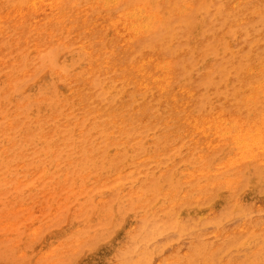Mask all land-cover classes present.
Returning <instances> with one entry per match:
<instances>
[{
	"label": "rangeland",
	"instance_id": "rangeland-1",
	"mask_svg": "<svg viewBox=\"0 0 264 264\" xmlns=\"http://www.w3.org/2000/svg\"><path fill=\"white\" fill-rule=\"evenodd\" d=\"M5 1H8V0H0V15H2L5 11L4 10ZM136 1L139 2L140 0H135V3H137ZM141 1L142 2H139L138 4L145 5V6L150 5L152 8H154V11L156 13L160 12L159 14H162V16H161L162 18L165 17V18H163V19H165V20H163L165 23H168V22L170 23L168 30H166L163 33L162 38L163 37L164 38L160 42H158L160 40L159 39L157 41H152L151 44H150V42L146 43L142 47H138L135 45H129L128 47H132L133 52L131 50L130 51L129 50H122V49L119 50L120 47L117 44L115 47L114 41H116V39L113 36L110 37L111 31L109 29H106V30H103L102 32H100L101 38H102V40H104L103 41L104 44L102 42V45H104V46L101 45V48L103 50L109 49L111 51H114V55H116V56H114L115 58L112 57L113 63L117 64L118 66L120 65L122 67L132 66V65L136 64V62H139V60L141 61V60L149 57V55L152 56L153 58H157L158 60L159 59H166L168 62H170V64L172 63L171 64L172 70L175 73L174 74L175 77L173 78L174 82L172 81L170 90L163 92V93L157 92L155 85L149 84V86L146 87L144 89V91L140 92L139 91L140 88L136 87L137 85L135 83H133V81H131V79L128 83L125 82V83L116 84L113 82V84H111L113 78L119 79L124 75H125V77L128 75V74H124L125 72L123 69H120L118 71L124 72V73H117V75L108 74L107 77H109V78H107V80H110L109 81V84H111L110 88L113 89V91H114V92L112 91V94L115 95V100H116L115 104L117 103V105H115V107L116 108L122 107V111L124 110L123 111V114H124L123 118H124L126 124H127V122H129V124H128L129 126L127 125L129 130L126 129L125 132L124 131L120 132L119 130L117 131V129H118L117 125L112 124V122L108 120V116L106 114L110 111V109H107V111H106L107 113L102 114V119L99 123L100 127L97 129V131L94 129H92V130L89 129V131H88L90 133V134H88L90 136L87 135L88 138L90 139L92 137L91 139H92V141H94V142H92L93 143L92 145H94V144H96V146L101 145V150L99 149L100 151L96 152L90 160L88 159L87 155H86V157H84L85 155L82 156V158L80 156H76L77 154L78 155H80V154L77 151H75L74 149H77L81 143L80 142L75 143V142H76V140L80 141L79 135L85 129H87L86 127L91 123L90 120L98 121L99 119L96 118L97 115L94 114L91 119H88V121L87 120L84 121L83 124H82V122H80L83 119V117H82L83 112L80 110L81 101L79 100L78 94H76V93H73L74 95L69 94V92L66 91V89L61 88L59 85L55 86L58 90V91H54L56 100H58V101L63 100L61 102L66 101L65 102L66 108L64 109L66 112L64 110H62V112L59 113L60 118H61L60 119L61 123H59L60 121H58L57 123H55V125L59 124V126H62V125L68 126L70 124L67 131H65V130H64L65 132L63 131V133L66 137V141H65V144L63 146H66V149H69L71 146L72 150L69 149V151L71 150L70 153H69V151H65V149H63V146H62V148L59 147L60 142L59 141L56 142V140H55L56 137L59 136V134H57L56 132L54 135L55 137L53 135H51V138L49 137V139H47V137H46V139H45L43 132H45L47 130V124H48V122L50 123L51 121L46 122L45 118L47 116V112L44 111V108L42 107V105H39V106L36 105L38 107V109L36 106H29L24 110V112L22 111V116H23V120H24L22 122H23V125L26 126L25 134L33 135L34 136L33 138L37 139V141L34 140L33 143L35 142L36 145L39 143L37 145V148H36V145H33V143L30 142V146H31L30 148L36 149L37 151L43 150V152L42 153L38 152V154H37L38 156L34 157L31 155L33 153L28 148V149H25V152L29 150L28 155L27 154H23L21 156L19 155V157L16 158L14 160V163L11 165L8 162H7L8 165L5 163L7 165L6 167H8V168H5V166H4L5 164H1V166H0V168H2V169H0V174H1L0 178L2 179V180L0 179V202H1L0 203V218H2V220L0 222V224H2V225H0V227H1L0 228V264H37V263L43 264V261L46 264H70V263L71 264H86V263L87 264H98V263L99 264L100 263L101 264H106V263L112 264L114 262H116V264H118L120 262L119 258H120V253H121L122 247L125 244H127L126 238H125L126 233L129 231V229L137 227L139 224V222H138V224H136V225L133 224V225H131L132 227L131 226L128 227L129 221L135 220V222H136V220H143L144 218H145L144 219L145 221L144 220L142 221V226L144 223H145L144 225H150V224H153L156 222H158V223L162 222L161 225L165 226V227H162V228H164V231L161 235L162 237L160 236V239L158 237L153 243V245H155V247L158 246L157 250L154 249L156 251V254L159 252H162L160 254V256L159 255L154 256L156 258V259L153 258V260H152V262L154 264H156L159 261V259L160 260L168 259L169 257H173V256H178L179 258L180 257L184 258V255H186L190 252V248H188L189 243H193V245H195V246H200L201 250L205 251L206 255L208 253L214 252V254H215L214 256L211 255V256L204 257V263L208 262L207 264H223V263L224 264H264V256H263L264 255V234H262V233H264V178H262V177H264V164L261 166H253L249 163H246L243 165H237V166L234 165L230 168H228V167L226 168L225 165H223V164L226 162V160H228V158L229 159L231 158V152L228 148L227 149L224 148L225 144L223 143L222 146L221 147L219 146L216 150H213L210 147L208 148V146H207L208 143L214 139V137H212V135L209 134V132H207L208 137L205 139V137H203L202 135L197 134V133L195 134L194 130L188 128L186 125L183 124L185 114H189L190 116H198V117L206 118V117L212 116L214 114V112H216L215 114H219L222 116H232V117L237 116L238 118L240 117L239 119L243 122L246 121L245 122L246 124L250 123V121L252 122L253 117L258 118V116L261 117L264 115V112H263L264 111V103L259 102V103L249 104L247 106L242 105L243 100L249 95L248 90L250 89V87H252L254 85V83L256 84V82L258 83L262 78H264V73H263L261 78H258L257 76L252 75V76H249L248 79H246V80L244 79V77L246 75L245 71L247 69L254 70V69H256L255 67L258 68L259 66H262L264 64V0H238V1L237 0H211V1L210 0H206V1L205 0H194V1L193 0H170L169 1L168 0L169 2L166 4L162 3L163 0H145L144 2L147 1L146 4L143 2V0H141ZM156 1H157V4H156ZM240 1L243 5L240 4L236 8L233 7V4L235 2H240ZM80 2L81 1H79L77 3H78L79 8H82L83 5ZM127 2H129V5L127 6V8H129V9L135 5L134 1H132V0H130V1L127 0ZM158 3H160V5ZM163 4H164V6H163ZM177 4H181L183 6H189L192 9L191 16L189 17V19L187 21L185 20V18H186L185 14H183L181 16V18L179 19V22H177V23L173 22L174 20L171 21V19L168 18V16L172 17L171 11L173 10L174 7H171V5H177ZM152 5H154V6H152ZM170 8H172V9H170ZM222 9L225 11H223ZM226 9H227V11H226ZM160 10H163V11H160ZM164 10L165 11L169 10V11L166 13V12H164ZM199 13H201V14L198 17ZM100 14L101 13H99L98 15H100ZM245 16H247V17H245ZM181 19H183V20L181 21ZM219 19H223V22H224L223 25H221V23L220 24L218 23L217 20H219ZM207 20L209 23L206 22ZM204 22H205V25H204ZM75 23H76L75 25L79 24L77 21ZM195 24L198 26L195 27L196 26ZM212 24H217V26L212 25ZM225 24H226V26H224ZM238 25H241V26H238ZM173 26H174V28H173ZM188 27L190 29H188ZM210 30H211V32H210ZM74 31H76V29H75L74 25H72V27L69 30V32H71V33H68L70 36L68 34L64 36L66 40L68 39L67 41L71 42L72 39H74V33H75ZM235 31H236V33H235ZM194 32H195V37L197 36L196 39L194 38ZM209 32H210V36H209L210 42L209 43L207 42L208 43V45H207L208 49L204 50V47H205L204 45L206 43L201 44L202 43L201 42L199 44V47H197L196 51L193 50L191 47L193 44L196 43V41H194V40H197L198 43L200 41H204L205 40L204 35H206V33H209ZM222 32H224V33H222ZM172 33H174V34H172ZM234 34L235 35L239 34V35H237L238 36L237 37ZM175 35H176V37H175ZM214 35L217 38L214 37ZM7 36H8L7 30L0 28V42L3 45L5 44L3 46L0 43V56H1L0 57V67H1L0 68V78H1L0 80L1 81L3 80V75L8 74V72H6L7 70H5L6 66L9 64H14V63H15L14 65L18 64L17 63L19 61L18 55L19 56L27 55V57H29L31 55L29 58H27L26 56H25V58L32 61V54H31L32 52L28 51V50L25 51L26 49H17L13 45V43H11L10 40H8ZM222 36H224L225 39H224V37L222 39ZM228 37H229V39H227ZM202 38H204V39L202 40ZM188 40L189 41L192 40L193 42L192 41L189 42ZM81 42H83V40L78 39V41H76V43H72V45L69 46L70 50L68 49V47H64V49L61 48L58 51H56L54 53V55L52 54L53 58L57 62V65H61V64L64 65L65 64L64 66L67 68H70V69L73 66L71 71L72 70H73V72L75 71L74 73L81 71V69L83 70L84 68L88 67L90 64L94 65L97 62L96 59L95 60L93 59L94 57L92 58L93 60L92 59L89 60L86 58L82 59L79 56L77 51L79 50L80 46L81 47L88 46L89 48H92L91 43L89 44V43H81ZM113 42H114V44H112ZM75 44H76V46H75ZM136 45H137V43H136ZM189 46H191L190 47L191 49H189ZM4 48H6V49H4ZM116 48H118V50ZM220 48H221V50H220ZM227 48H228L227 52H229V53L226 52ZM215 49H216V51H215ZM14 50H15V52H14ZM65 50H67V51H65ZM1 51H3V52H1ZM5 51H6V53H5ZM147 51H149V52H147ZM158 51L159 52L163 51V52L159 53ZM7 52H9L8 55H7ZM18 52H20V53H18ZM125 52L127 53V55ZM4 53L6 56L4 55ZM128 53H130V54L128 55ZM140 53H141V56H140ZM9 54H11V55H9ZM55 54L57 57L55 56ZM176 54L178 56H176ZM142 56H143V58H142ZM15 57H17V59H15ZM77 57H80V58H77ZM120 57L121 58L124 57V58L121 59ZM195 57L196 58L198 57V58L196 59ZM1 58H3V59H1ZM80 59L82 62L80 61ZM5 60H7V61H5ZM72 60L74 62H72ZM89 61H90V63H89ZM84 62H86V63H84ZM118 63H120V64H118ZM184 64H185V67H184ZM256 64H257V66H256ZM218 67H221L222 69L220 70V69H218ZM42 69L43 68L35 70L27 78L28 80L22 85V88L23 87L24 88L22 89L23 93H21L20 97H25L27 95H30L28 97H36L37 95H39L42 87L43 88L47 87L46 89H50V87L52 85L51 80H50V75L46 69H43V70ZM77 70H79V71H77ZM204 72L206 73V75L204 74ZM100 74H103L102 71H100ZM33 76H35V77L33 78ZM228 76H229V78H228ZM125 77H123V78H125ZM32 78H33V80H32ZM46 78H47V80H45ZM1 81H0V96L4 95V92L2 89L3 86H1V84H2ZM35 81H37V82L34 83ZM226 83H227V85H226ZM25 84H28V85H25ZM33 85H34V87H33ZM56 88H55V90H56ZM30 89H31V91H30ZM182 89L188 90L193 94V98L188 101V105L186 107L182 106L183 101H185V96L181 93ZM137 90H138V92H137ZM238 91L241 93H238ZM83 92H87V90L83 89ZM75 95H76V97H75ZM170 97L172 99L174 98V100H172ZM70 99H71V101H70ZM72 100L74 103H72ZM0 101H1V98H0ZM174 104L178 105L177 108H173ZM68 105L70 107H67ZM76 106H78V107H76ZM30 107H31V109H30ZM127 107H129V109ZM77 108H79V109H77ZM7 109L10 110L9 108L3 109V114H5L4 111L6 112ZM29 109L31 111H28ZM94 109L95 108H93V110ZM8 110L6 112L7 114L4 116H7L8 118H10L11 115H13V113L9 114ZM125 110H127V111H125ZM174 110H176V111H174ZM40 111H41V113H40ZM31 112H36L35 114H37V115H35ZM69 112H70V114H69ZM240 112H242V113H240ZM29 113L32 114L31 115L32 117H29L30 116ZM43 113L45 115H43ZM247 114H249L250 116ZM25 115H29V116H25ZM241 117H242V119H241ZM138 118H139V120H138ZM68 119L70 121H68ZM25 120H27V121H25ZM103 120H105V121H103ZM67 121L70 123H68ZM163 121H164V123H163ZM35 122H36V124H34ZM42 122L44 125H42ZM87 122H90V123H87ZM107 122H109V123L106 125ZM152 122H154L153 125H152ZM37 123H41V124L39 125ZM45 123H47V124L45 125ZM65 123H67L68 125H66ZM103 123H105L106 126ZM146 124H147V126H146ZM27 125H29V126H27ZM32 125H33V127H32ZM78 125H81V129H79L80 126H78ZM34 126H36V127H34ZM75 126L78 127V129ZM107 127L108 128L110 127V129H108ZM139 127H141V128H139ZM31 128H33V129H31ZM40 128H42L41 129L42 131L39 130ZM48 128H49V126H48ZM74 128H76V129H74ZM102 128L103 129L105 128L104 131H102L103 130ZM115 128H116V130H115ZM30 129H31V131H30ZM24 130H25V128L23 130H20V131L23 132ZM36 130L38 133H40L41 137L38 136L39 134L35 135ZM73 130H74V134H72ZM185 130H186V132H185ZM141 131H142V133H141ZM93 132H95L97 134H95V133L93 134ZM123 132H124V134H123ZM32 133H34V134H32ZM131 133H132V135H131ZM75 134L77 136H75ZM116 134H117V136H116ZM42 135H43V138H42ZM70 135H72V136H70ZM95 135H96V137H95L96 139L101 138L102 141L97 140L98 141L97 142L96 139L93 137ZM102 135L104 138L102 137ZM140 135H142V136H140ZM149 135H151V136H149ZM115 136H116V138H115ZM188 136L189 137L191 136V138H189ZM70 137H73V139ZM108 137H109V140L113 141L112 143H111V141L110 142L107 141ZM111 137L113 139L115 138L114 140L116 142H114L113 139H110ZM128 137H131L133 139V141L131 140V138L129 140ZM161 137H162V139H161ZM179 137H181V138L178 139ZM75 138H77V139H75ZM41 139H42V141H40ZM93 139H95V140H93ZM120 139H121V141H120ZM136 139H138V140H136ZM153 139L155 141H153ZM67 140H69V141H67ZM127 140H129V141L127 142ZM139 140H140V142H139ZM151 140L153 141V143H151ZM168 140H169V142H168ZM208 140H210V141H208ZM17 141H18V136L14 134V142H17ZM72 142L75 143V145ZM108 142L112 145H108L109 144ZM124 142H126V143H124ZM142 142H143V145L141 144ZM155 142H156V144H155ZM2 143H3V141H0V160H2L4 162V160H6V158L9 159V158H11V156L8 155V152H6V151H5V153H1V150H3V148H4ZM195 143H197V144H195ZM123 144H125V145H123ZM145 144H148V145H145ZM154 144L156 146H154ZM159 144H161V146ZM17 145L19 147L22 146V142L19 141V143H17ZM105 145H106V147L108 145L107 149L105 148ZM75 146H76V148H75ZM25 147H26V145H25ZM54 147H56V148H54ZM57 147H59L58 148L59 150L63 149L62 151H64V152L63 153H62V151L59 152L58 153L59 155L57 153L54 154L55 151H57ZM142 147H143V150L141 149ZM154 147L155 148L157 147V148L154 150ZM38 148H40V149H38ZM112 149L113 150L116 149V150L113 151ZM125 149H126V151H125ZM133 149H135V150H133ZM107 150H109L110 152H108ZM136 150H137V152H136ZM44 151L45 152L47 151L46 154ZM118 151L120 152V154ZM150 151H151V153H150ZM52 152H54V153H52ZM125 152H127V153L124 154ZM67 153H68V155L73 154L75 157H72L73 155L68 156ZM99 153L100 154L102 153L101 156ZM111 153H112V155H111ZM115 153H116V155H115ZM196 153H197V156H196ZM40 154L45 155V156H43V158H42ZM48 154L49 155L51 154V155L49 156ZM53 154H54V156H53ZM148 154H150V155L148 156ZM65 155H67V158L69 157L68 160H67ZM114 155L118 156L119 158L115 157ZM222 155H224L225 157L224 156L222 157ZM112 156H113V158H112ZM200 156H203L204 158H201ZM51 157L53 159H55V162H53L54 160H52ZM59 157H61V158H59ZM103 157L106 159H104ZM141 157H143L142 160H141ZM37 158H38V161H37ZM40 158L42 159V161ZM75 158L79 159V161L77 159V161L80 162L79 164L75 163V161H76ZM102 158L104 159V161ZM223 158H225V161L224 160L222 161ZM108 159L109 160L111 159L112 163L110 161H108ZM112 159H114V160L116 159L117 162L113 160L114 162H116V167H115V164L112 161ZM125 159H127V161H125ZM136 159H138V160H136ZM87 160L88 161L92 160V161L90 163H87L88 162ZM213 160H215V162ZM93 161L95 164L93 163ZM145 161H146V164L143 163ZM171 161H172V163H171ZM23 162H25V165L23 164ZM133 162H135V163H133ZM222 162H224V163H222ZM74 163H75V165H78V166H80L82 164L79 167L80 169L77 168L78 166H74ZM128 163H129V166H127ZM58 164H60V165L62 164V165L60 166ZM96 164H100V166L96 165ZM104 164H105V168L102 167V166H104ZM110 164H112V165L114 164L113 167H115V168L114 169H113V167L110 168ZM9 165H10V167H9ZM57 165H58V167L55 168ZM106 165H109V166L106 168ZM65 166H67V167H65ZM69 166H70V168H69ZM82 166H83V168H82ZM42 167H44V168H42ZM61 167L64 168V170L61 169ZM129 167H130V169H129ZM196 167H198V168H196ZM217 167H219L218 172L216 170ZM15 168L17 170H15ZM125 168L126 169L128 168V169L126 170ZM9 169H12V170H9ZM37 169H39V170H37ZM56 169H57V171H56ZM72 169H73V171H72ZM93 169H95L94 170L95 172L93 171ZM175 169H177V170H175ZM20 170H22V171H20ZM26 170H28V171H26ZM30 170H31V172H30ZM35 170H36V172H35ZM109 170H110V173H109ZM123 170H125V171H123ZM244 170H245V172H244ZM14 171H16V174L14 173ZM70 171H71V176H70ZM87 171L88 172L90 171V172L88 173ZM119 171H122V172H119ZM184 171H186V172H184ZM27 172H30V175ZM42 172L45 174L41 175ZM77 172H79L78 173L79 176H77L78 175ZM129 172H131V174ZM200 172H202V173L205 172V173L209 174V176H207V174H205L203 176H199L200 174H202ZM8 173H10V174L8 175ZM20 173H21V176H20ZM51 173H52V175H51ZM196 173H198V174H196ZM54 174H56L55 177L58 179V181H60L59 179L62 180V182L60 181L61 184L59 182H57V179H55ZM80 174H82V175H80ZM134 174H136V175H134ZM181 174L183 176H181ZM6 175H7V177H6ZM28 175L30 178L28 177ZM31 175L33 176L32 178H31ZM64 175H66L67 177L66 176L63 177ZM85 175H87V176H85ZM126 175H127V178H126ZM35 176L36 177L38 176V178L36 179ZM51 176H53V178ZM72 176H74V177L72 178ZM76 176L78 177V179H80L79 180L80 182L78 181ZM104 176L105 177L107 176V177L104 178ZM160 176H161V178H160ZM244 176H246V177H244ZM89 177H91V178H89ZM100 178L104 179V180H101ZM147 178H148L149 183L146 181ZM251 178H252V180H251ZM259 178H261V179H259ZM26 179H27V181H26ZM82 179H83V181L81 182ZM89 179L90 180L92 179L93 183ZM112 179H113V181H112ZM152 179H154V180H152ZM223 179L224 180L226 179L229 183L232 180V182H231V186H232V192L231 193L232 194L226 193L227 191L220 184L221 181H224ZM14 180H15V182H14ZM20 180H22V181H20ZM51 180L53 181V184H52V182H50ZM73 180H74V182H73ZM116 180H118V181H116ZM129 180L131 183L129 182ZM139 180L141 181V183ZM187 180H189V181H187ZM12 181H13V183H12ZM37 181L39 183H37ZM47 181H49V182H47ZM158 181L161 183V185ZM250 181H251V183H250ZM26 182H27V184H26ZM45 182L49 186L45 185L46 184ZM67 182H69V183H67ZM77 182L80 184L78 185ZM97 182H98V184H97ZM107 182H108V184H107ZM146 182L148 184H146ZM258 182H259V185H258ZM2 183H4V184H2ZM105 183L108 186L105 185ZM118 183H119V185H118ZM122 183H123V186H122ZM252 183H255V184H252ZM11 184L16 185V186H11ZM64 184H65V186H64ZM89 184L91 185V187ZM101 184H102V186H101ZM251 184H252V186H251ZM256 184L258 186H256ZM25 185H27V186H25ZM37 185L38 186L41 185L40 187L43 190L40 187L36 188ZM70 185H72V186L70 187ZM84 185H85V188L82 187ZM162 185H164V186L162 187ZM200 185L203 187H201ZM247 185L250 188H247L248 187ZM4 186H5V188H3ZM93 186H95V187L93 188ZM106 186L108 187V190H107ZM182 186H183V188H182ZM199 186L202 189H200ZM24 187H25V189H24ZM27 187L29 190L26 189ZM29 187H31V188H29ZM32 187H33V190H32ZM69 187H70V189L71 188L72 189H71V191L68 190V194H66L67 190H65V189H69ZM101 187L103 190L106 188V190L103 192ZM123 187H125L124 190H122ZM128 187L131 189H129ZM191 188H193V189L191 190ZM194 188L197 190H195ZM251 188L253 189L252 193H251ZM17 189L20 190L21 193H20V191L18 193ZM23 189L25 190L24 192H22ZM93 189H94V191H92ZM134 189H136L135 190L136 192H134ZM244 189H246V191ZM56 190H58V191H56ZM95 190H98V191H95ZM110 190L111 191L113 190L114 192L113 191L111 192ZM120 190L124 191L125 194ZM248 190H250V191H248ZM9 191H11V192H9ZM38 191L40 193H38ZM25 192H27V193H25ZM90 192H91V194H90ZM130 192H131V195H130ZM8 193H11L14 198L11 195H8ZM110 193H111V196H110ZM127 193H129V195ZM156 193H157V195H156ZM160 193H161V195H160ZM254 193L256 194V198L254 197L255 196ZM4 194H6L8 197ZM84 194L87 197L86 196L83 197ZM99 194H102V195H99ZM149 194H151L152 196ZM162 194H164V195H162ZM243 194H244V196H243ZM58 195L59 196L61 195V196L59 197ZM65 195H67L66 200H65ZM80 195H82V196H80ZM117 195L120 196L118 199H117V197H118ZM144 195H145V197H144ZM51 196H52V198L53 197H55V198L52 199ZM75 196H79L78 199H77V197L75 198ZM95 196L96 197L98 196V197L96 198ZM106 196H108V197L106 198ZM146 196L147 197L149 196V197L146 199ZM246 196H248V197H246ZM6 197L8 200L6 199ZM20 197H22V198H20ZM92 197H93V199H92ZM121 197L123 200L121 199ZM136 197H137V199H136ZM194 197H195V199H194ZM4 198L7 201L11 200V201H9L10 203H7L6 200L4 201ZM17 198L20 200H18ZM39 198H40V200H39ZM132 198L135 200V205H133L134 200ZM139 198H141L142 200H140ZM143 198L145 199L146 203H144L145 201H143L144 200ZM149 198H151V199L148 202ZM222 198H224V199H222ZM76 199L78 202L76 201ZM240 199H241V206L236 204L240 201ZM74 200L76 201L75 203H73ZM127 200H129L130 203L126 204ZM182 200H184V201L182 202ZM234 200H235V202H234ZM2 201L6 202V204L9 207L6 206V204L4 202L2 203ZM54 201L57 202L56 204L58 206L56 204H55L56 206H54ZM60 201L62 202V204L61 203L58 204ZM63 201H65V202H63ZM84 201H86V202H84ZM90 201L92 202V204ZM131 201L133 202V204L131 203ZM137 201L138 202L143 201V202L142 203L139 202L137 205ZM82 202H84V204ZM94 202L96 204V207L94 206L95 204H93ZM34 203H35V205L33 207ZM158 203L160 204V207H159ZM173 203L176 205H174ZM255 203H257V204H255ZM51 204H52V206H51ZM68 204H70L69 205V212L66 214V212L68 211V208H67ZM81 204H83V205H81ZM129 204H130V206H129ZM139 205L141 206V209H139L140 208ZM154 205H157V206H154ZM73 206L75 208H73ZM91 206H93V208H91ZM120 206H122L124 210L126 209V211L124 212V210L120 209ZM210 206L212 209L210 208ZM6 207H7V209H6ZM62 207H63V209H62ZM78 207H79V209H78ZM104 207L109 208V210H108L109 212L107 211L106 208L104 209ZM130 207H133V208H131L129 210ZM193 207H194V209H193ZM85 208H86V210H85ZM112 208H113V210H112ZM200 209H202V210H200ZM61 210H63V212ZM90 210H92V211H90ZM256 210H258L257 213L255 212ZM84 211H86V212H84ZM136 211H139L138 214ZM141 211H142V213H141ZM22 212H24V213L22 216H20L22 214ZM45 212H47V214ZM91 212H92V214H91ZM116 212H117V216H120L123 213L124 214L122 216H120V218H118L116 216ZM126 212H127V214H126ZM152 212H153V214H152ZM31 213H32V215H38V216L37 217L36 216H29V214L31 215ZM43 213H44V215L46 214V216L48 215L46 217V219L44 218L45 216L43 215ZM94 213H96V214H94ZM103 213H106V214H103ZM113 213H114V215H113ZM181 213H182V215H181ZM227 213H228V215H227ZM236 213H237V215H236ZM82 214H83V216H81ZM128 214H130V218H129ZM205 214H207L209 217L206 215V218H205L204 217ZM88 215H90V217H88ZM91 215H92V219H91ZM96 215L98 217H96ZM125 215H126V217L124 218ZM175 215H178V217H179L178 221H180L181 223L188 224L191 222L190 228L192 229L190 233L184 234L185 236L181 235L180 240H178L177 242H175L176 241L175 240V231L172 232V230H174V229H171V230L169 229L170 226L172 228V226H173L172 223H175V220H174ZM16 216H19V217H16ZM57 216H58V218H57ZM84 216H85V218H84ZM109 216L111 219L109 218ZM146 216H149V217L146 218ZM200 216L202 217L201 219H200ZM233 216H234V218H233ZM79 217H81V218H79ZM86 217H88V218H86ZM95 217L97 219L100 218L98 220V222H97V219ZM29 218L34 223H32ZM78 218L79 219H85L86 220L85 223L88 226L86 224H84V220H79ZM140 218H142V219H140ZM189 218H190V220H189ZM70 219H71V221H69ZM105 219H107V220H105ZM124 219L126 220L127 223L124 221ZM27 220H29V221H27ZM53 220H55V221H53ZM72 220L75 223H73ZM77 221H79V223ZM123 221H124V223H123ZM150 221H152V222L150 223ZM223 221L225 222V224L223 223ZM17 222H19V223H17ZM24 222L27 223L28 226H27V224L25 226ZM49 222H51V223H49ZM101 222L107 226H105L104 224H101ZM115 222H116V224H115ZM121 222L123 224H121ZM215 222H218L220 224L215 226L214 225ZM253 223H255V224L253 225ZM58 224H60L61 226L60 225L58 226ZM76 224H77V226H76ZM117 224H119V225H117ZM243 224H247V226L250 230V234L252 233L251 236H254V237L251 238V236H248V235H250L248 232L247 233H245V232L238 233V228ZM62 225H66V226H62ZM90 225H93V226H90ZM98 225L99 226L101 225V226L99 227ZM192 225H196V226H192ZM17 226H18V228H17ZM23 226L25 228H23ZM89 226L92 227V229ZM102 226H103V229H102ZM116 226H117V228L120 227L118 229H121L122 231L117 230L115 228ZM63 227H65V228H63ZM78 227H81V228L79 229ZM88 227L91 230H89ZM95 227H97L98 229ZM104 227H106L108 229H105ZM113 227H114V229H113ZM61 228L64 229V230H62V233H61ZM83 228H86V231ZM59 229H60V231H59ZM87 229L89 230V232ZM104 229H105V231H104ZM46 230L49 234L46 232ZM92 230L93 231L96 230V231L93 232ZM102 230L104 231L103 233H102ZM110 230L111 231L116 230L117 232L115 231L116 232L115 233L113 231V235H111L112 233L110 232ZM216 230H220L222 233H225V237L222 239H219L216 236L211 237V236H213L211 233H213V231H216ZM80 231H82V232H80ZM43 232H44V234H43ZM107 232H108V234L111 233L110 237L107 234ZM22 233H23L24 237H23ZM74 233H76V234H74ZM87 233H89V234H87ZM42 234L45 235L44 237H46V238L42 237L43 236ZM92 234H93V238L91 237ZM65 235L68 236L69 239H68V237L66 238ZM106 235H108V236H106ZM116 235H117V237H116ZM75 236L77 238L79 237V239L75 240V239H77V238H75ZM39 237L40 238L42 237L41 240H39ZM85 238H87V239L85 240ZM256 238H258V239H256ZM252 239H254V240H252ZM38 240L40 241V243ZM63 240H66V241H64L65 243L62 242ZM91 240H93V241H91ZM260 240L262 241L261 243L263 245L260 243ZM37 241H38V243H37ZM54 242H56V243L54 244ZM91 242H93V243H91ZM168 242H169V244H165ZM87 243H89L90 247H88L89 245ZM67 244H71V245H69L70 248H68L69 246ZM92 244H94V245H92ZM252 244H253V246H251ZM83 245L86 248L83 247L84 248L83 249L82 247H80ZM66 246H67V249H66ZM91 246H93V247H91ZM163 246H166V247L164 248ZM203 246H204V248H203ZM41 247H42V249H41ZM94 247H96V249H94ZM160 247L163 249H161ZM88 248H89V250L91 249L93 251H89ZM167 248H169V249H167ZM254 249H255V251H254ZM31 250H34V251H31ZM78 251L81 254L80 253L78 254L77 253ZM253 251H254V253H252ZM68 252H70V253L68 254ZM178 252H179V254H178ZM183 252H184V254H183ZM50 253L53 254L52 258L48 257V255ZM66 253L68 255H66ZM82 253H84V254L82 255ZM75 254H77V255H75ZM86 255H87V257H85ZM92 255H93V257H92ZM101 255H103L104 257ZM220 255H221V257H219ZM247 255L249 258L247 257ZM72 256L73 257L76 256L78 259L81 256L82 260L81 259L78 260L77 258H75V262L72 263L74 261L73 260L74 258ZM99 257H100V259H99ZM44 258H45V260H43ZM97 258L99 259V261L97 260ZM110 258H112V260ZM218 258L221 260L218 261ZM109 259L111 261H109ZM210 259L212 260V262ZM40 260H42L41 263H40ZM95 260H97V261H95ZM81 262H83V263H81ZM217 262H219V263H217Z\"/></svg>",
	"mask_w": 264,
	"mask_h": 264
},
{
	"label": "bare ground",
	"instance_id": "bare-ground-1",
	"mask_svg": "<svg viewBox=\"0 0 264 264\" xmlns=\"http://www.w3.org/2000/svg\"><path fill=\"white\" fill-rule=\"evenodd\" d=\"M79 1H81L80 3H82V5H83V7L82 8H79V6H78V3L77 2H79ZM130 1V0H129ZM132 1H134V6L132 7V8H127V6L129 5V2H127V0H8V1H5V6H4V13L2 14V15H0V28H2V29H4V30H7V33H8V40H10V42L11 43H13V45L17 48V49H26L25 51H31L32 53V61L31 60H29V59H27V58H29V57H27V55H22V56H19L18 55V64L17 65H14V64H9V65H7L6 66V69L5 70H7L6 72H8V74H4L3 75V80L1 81V86H3L2 87V89H3V92H4V95H2V96H0V98H1V101H0V141H3V143H2V145L4 146V148H3V150H1V153H5V151L6 152H8V155H10L11 156V158H6V160H4L3 158V160H4V162L2 161V160H0V166H1V164H7V162L8 163H10V165L11 164H13L14 163V160L16 159V158H18L19 157V155L21 156V155H23V154H29V150L28 151H26L25 152V149H30V151L33 153V154H31L32 156H34V157H36V156H38L37 154H38V152L39 153H42L43 152V150L42 151H37L36 149H32V148H30L31 146H30V142H32L33 143V141L34 140H36L37 141V139H34L33 137V135H31V134H29V135H27V134H25V132H26V126L25 125H23V122L22 121H24L23 120V116H22V111L24 112V110L27 108V107H29V106H36V105H42V107L44 108V111H46L47 112V116H46V122H48V121H51L50 123L48 122V124L47 123H45V125L47 124V130L45 131V132H43V135L45 136V139H46V137H47V139H49V137L51 138V135H55V132L57 133V134H59V136L58 137H56V142L57 141H59L60 142V145H59V147L60 148H62V146L65 144V141H66V137H65V135H64V133H63V131L65 130V131H67V129H68V127H69V125L67 124V123H65L66 125H68V126H59V124L58 125H55V123H57L58 121H60V115H59V113H61L62 112V110H64L66 107V104H65V102H61V101H63V100H61V101H58V100H56V98H55V93H54V91H58L57 90V88L55 87L56 85H59L61 88H64V89H66V91H68L69 92V94H73V93H76V94H78V97H79V100L81 101V108H80V110L83 112V114H82V117H83V119H82V121H80V122H82V124H83V122L84 121H88V119H91L92 117H93V115L95 114V115H97V117L96 118H98L99 120L98 121H96V120H90L91 121V123L90 122H87V123H90L86 128L87 129H85L80 135H79V139H80V141H78V140H76V142L75 143H81L80 145H79V147L77 148V149H74L75 151H77L80 155H76V156H80L81 158H82V156H84V157H86V155L88 156V159L90 160L93 156H94V154L96 153V152H99L100 150H101V145H97L96 146V144H94V145H92L93 143L92 142H94V141H92V137L89 139L88 138V136H90V135H88V134H90L88 131H89V129H94V130H96L97 131V129L100 127V125H99V123H100V121H101V119H102V114H106L107 112V109H110V111L106 114L107 116H108V120L109 121H111L112 122V124H116L117 125V127H118V129H117V131L119 130L120 132L121 131H124L125 132V130L127 129V130H129L128 129V127H127V125L129 124V122H127V124L125 123V120H124V118H123V111H122V107L121 108H116L115 107V105H117V103L115 104V95L114 94H112V91H113V89H111L110 88V85L111 84H113V82L114 83H116V84H120V83H128L129 81H130V79H131V81H133V83H135L137 86L136 87H138V88H140V92H142V91H144V89L146 88V87H148L149 86V84H154L155 85V87H156V91L157 92H161V93H163V92H166V91H168V90H170V87H171V84H172V81H173V78L175 77V73L173 72V70H172V63L170 64V62H168L166 59H157V58H153L152 56H150L149 55V57H147V58H145V59H143V60H139V62H136V64H134V65H132V66H125V67H122V66H118L117 64H115V63H113V58L112 57H114V56H116V55H114V51H111V50H109V49H102L101 48V45H102V42L104 41V40H102V38H101V33L100 32H102L103 30H106V29H109L110 31H111V36L110 37H114L115 39H116V41H114L115 42V47H116V44L120 47L119 48V50L120 49H122V50H131L132 51V47H128L129 45H135V46H138V47H142V46H144L146 43H149L150 42V44H151V42L152 41H157V40H159L158 42H160L163 38H162V36H163V33L166 31V30H168V28H169V25H170V23L168 22V23H165L163 20H165V19H163V18H165V17H161L162 16V14H159V13H156L155 11H154V8H152L150 5H141V4H138L139 2H142L141 0L139 1V2H137V3H135V0H132ZM145 0H143V2H144ZM170 1V0H169ZM168 0H163L162 1V3H168L169 2ZM194 1V0H193ZM206 1V0H205ZM211 1V0H210ZM238 1V0H237ZM147 2V1H146ZM146 2H144L145 4H146ZM192 2V1H191ZM143 3V4H144ZM190 3V2H189ZM247 3V2H246ZM153 4V3H152ZM156 4H157V1H156ZM159 5H160V3H158ZM171 4V3H170ZM231 4V3H230ZM240 4H242L241 3V1L240 2H235L234 4H233V7H238ZM243 5V4H242ZM152 6H154V5H152ZM163 6H164V4H163ZM228 6V5H227ZM255 6V5H254ZM156 7V6H155ZM158 7V6H157ZM171 7H174L173 8V10L171 11L172 13H171V15H172V17L171 16H168V18L169 19H171V21H173V22H175V23H177V22H179V19L181 18V16L183 15V14H185L186 15V18H185V20L187 21L188 19H189V17L191 16V12H192V9L189 7V6H183V5H181V4H177V5H171ZM209 7V6H208ZM211 7V6H210ZM231 7V6H230ZM251 7V6H250ZM256 7V6H255ZM162 8V7H161ZM234 8V9H235ZM158 9V8H157ZM167 9V8H166ZM170 9H172V8H170ZM230 9V8H229ZM233 9V8H232ZM256 9V8H255ZM159 10V9H158ZM223 10V9H222ZM160 11H163V10H160ZM169 10H167V11H165L164 10V12H168ZM223 11H225V10H223ZM226 11H227V9H226ZM233 11V10H232ZM238 11V10H237ZM256 11V10H255ZM2 13V12H1ZM99 13H101L100 15H98ZM110 14V15H109ZM159 14V15H158ZM201 13H199L198 14V17H199V15H200ZM222 15V14H221ZM235 15V14H234ZM252 16V15H251ZM256 16V15H255ZM162 19H161V18ZM167 17V16H166ZM245 17H247V16H245ZM209 18V17H208ZM207 19V18H206ZM217 19V18H216ZM239 19V18H238ZM244 19V18H243ZM242 19V20H243ZM183 19H181V21H182ZM204 20V19H203ZM212 20V19H211ZM237 20V19H236ZM250 20V19H249ZM78 22L79 24H77V25H75L76 23L75 22ZM170 21V20H169ZM200 21V20H199ZM218 21V23L220 24L221 23V25H223V19H219V20H217ZM238 21V20H237ZM206 22H208V20L206 21ZM229 22V21H228ZM227 22V23H228ZM236 22V21H235ZM209 23V22H208ZM214 23V22H213ZM217 23V22H216ZM237 23V22H236ZM235 23V24H236ZM72 25H74V27H75V29H76V31H74L75 33H74V39H72V41L70 42V41H67L66 39H65V35H67L68 33H71V32H69V30H70V28L72 27ZM196 25V24H195ZM204 25H205V22H204ZM212 25H216L217 26V24H212ZM228 25V24H227ZM232 25V24H231ZM198 25H196L195 27H197ZM224 26H226V24L224 25ZM237 26V25H236ZM238 26H241V25H238ZM201 27V26H200ZM235 27V26H234ZM173 28H174V26H173ZM227 28V27H226ZM73 29V28H72ZM188 29H190L189 27H188ZM198 29V28H197ZM247 29V28H246ZM223 30V29H222ZM225 31V30H224ZM247 31V30H246ZM196 32V31H195ZM195 32H194V38L196 39V37H195ZM210 32H211V30H210ZM210 32L209 33H206V35H204L205 36V40L204 41H200L199 43H198V41L197 40H194V41H196V43L195 44H191L192 45V47L191 46H189V49H193V50H195L196 51V49H197V47H199V44L201 43V44H203V43H206L204 46V50H207L208 49V43L210 42L209 41V36H210ZM6 33V32H5ZM182 33V32H181ZM222 33H224V32H222ZM235 33H236V31H235ZM106 34V33H105ZM172 34H174V33H172ZM214 34V33H213ZM69 35V34H68ZM180 35V34H179ZM182 35V34H181ZM192 35V34H191ZM216 35V34H215ZM214 35V37H216ZM219 35V34H218ZM235 35V34H234ZM237 35H239V34H237ZM237 35H235V36H237ZM2 36V35H1ZM70 36V35H69ZM103 36V35H102ZM227 36V35H226ZM175 37H176V35H175ZM223 37L224 36H222V39H223ZM238 37V36H237ZM113 38V39H114ZM217 38V37H216ZM233 38V37H232ZM78 39H82L83 40V42H81V43H91V45H92V48H89L88 46H83V47H79V50L77 51L78 52V54H79V56L83 59V58H86V59H92L93 57V59L95 60L96 59V63L94 64V65H92V64H90L88 67H86V68H84L83 70L81 69V71H79V70H77V71H79V72H76V73H74L73 72V70L71 71V69H72V67H71V69L70 68H67V67H65L63 64H61V65H57V62L55 61V59L53 58V56H52V54L54 55V53L56 52V51H58L59 49H64V47H68V49H69V46H71L72 45V43H76V41H78ZM112 39V40H113ZM172 39V38H171ZM199 39V38H198ZM204 38H202V40H203ZM220 39V38H219ZM224 39H225V37H224ZM227 39H229V37L227 38ZM5 40V39H4ZM7 40V41H8ZM109 40V39H108ZM214 40V39H213ZM235 40V39H234ZM240 40V39H239ZM3 41V40H2ZM189 41V40H188ZM192 41V40H191ZM191 41H189V42H191ZM114 42L112 43V44H114ZM164 42V41H163ZM162 42V43H163ZM182 42V41H181ZM193 42V41H192ZM208 42V43H207ZM1 43V42H0ZM4 43V42H3ZM6 43V42H5ZM10 43V44H11ZM136 43H137V45H136ZM154 43V42H153ZM228 43V42H227ZM226 43V44H227ZM2 44V43H1ZM80 44V43H79ZM103 44H104V42H103ZM232 44V43H231ZM3 45V44H2ZM5 45V44H4ZM3 45V46H4ZM90 45V46H91ZM171 45V44H170ZM169 45V46H170ZM229 45V44H228ZM11 46V45H10ZM75 46H76V44H75ZM102 46H104V45H102ZM117 46V47H118ZM191 47V48H190ZM12 48V47H11ZM112 48V47H111ZM126 48V49H125ZM156 48V47H155ZM216 48V47H215ZM4 49H6V48H4ZM8 49V48H7ZM67 49V48H66ZM78 49V48H77ZM117 50H118V48H116ZM115 49V50H116ZM134 49V48H133ZM217 49V48H216ZM216 49H215V51H216ZM2 50V49H1ZM16 50V49H15ZM15 50H14V52H15ZM70 50V49H69ZM68 50V51H69ZM183 50V49H182ZM220 50H221V48H220ZM232 50V49H231ZM241 50V49H240ZM4 51V50H3ZM3 51H1V52H3ZM65 51H67V50H65ZM154 51V50H153ZM152 51V52H153ZM228 51V48H227V50H226V52ZM235 51V50H234ZM13 52V53H14ZM60 52V51H59ZM62 52V51H61ZM133 52V51H132ZM147 52H149V51H147ZM159 52V51H158ZM161 52H163V51H160L159 53H161ZM173 52V51H172ZM194 52V51H193ZM5 53H6V51H5ZM5 53H4V55H5ZM8 53L9 52H7V55H8ZM12 53V54H13ZM18 53H20V52H18ZM17 53V54H18ZM126 53V52H125ZM143 53V52H142ZM227 53H229V52H227ZM58 54V53H57ZM70 54V53H69ZM68 54V55H69ZM130 53H128V55H129ZM154 54V53H153ZM2 55V54H1ZM9 55H11V54H9ZM71 55V54H70ZM69 55V56H70ZM75 55V54H74ZM124 55V54H123ZM126 55H127V53H126ZM143 55V54H142ZM146 55V54H145ZM152 55V54H151ZM180 55V54H179ZM185 55V54H184ZM3 56V55H2ZM6 56V55H5ZM24 56V57H23ZM25 56L27 57V58H25ZM55 56H56V54H55ZM78 56V55H77ZM140 56H141V53H140ZM176 56H178L177 54H176ZM194 56V55H193ZM198 56V55H197ZM200 56V55H199ZM202 56V55H201ZM209 56V55H208ZM1 57V56H0ZM14 57V56H13ZM57 57V56H56ZM60 57V56H59ZM65 57V56H64ZM80 57H77V58H80ZM127 57V56H126ZM129 57V56H128ZM137 57V56H136ZM5 58V57H4ZM10 58V57H9ZM67 58V57H66ZM115 58V57H114ZM119 58V57H118ZM121 58V57H120ZM122 58H124V57H122ZM121 58V59H122ZM138 58V57H137ZM136 58V59H137ZM142 58H143V56H142ZM163 58V57H162ZM196 58V57H195ZM198 58V57H197ZM196 58V59H197ZM1 59H3V58H1ZM15 59H17V57H15ZM75 59V58H74ZM73 59V60H74ZM85 59V60H86ZM92 59V60H93ZM193 59V58H192ZM9 60V59H8ZM72 60V62H74ZM84 60V61H85ZM135 60V59H134ZM138 60V59H137ZM184 60V59H183ZM190 60V59H189ZM210 60V59H209ZM5 61H7V60H5ZM58 61V60H57ZM79 61V60H78ZM80 61H81V59H80ZM212 61V60H211ZM69 62V61H68ZM82 62V61H81ZM181 62V61H180ZM179 62V63H180ZM84 63H86V62H84ZM89 63H90V61H89ZM206 63V62H205ZM71 64V63H70ZM118 64H120V63H118ZM126 64V63H125ZM131 64V63H130ZM202 64V63H201ZM258 64V63H257ZM257 64H256V66H257ZM127 65V64H126ZM3 66V65H2ZM81 66V65H80ZM79 66V67H80ZM211 66V65H210ZM78 67V66H77ZM118 67V68H117ZM184 67H185V64H184ZM1 68V67H0ZM40 68H43V69H46L47 71H48V73H49V75H50V80H51V83H52V85H51V87H50V89H46V88H43L42 86V89L40 90V93H39V95H37L36 97H28V96H30V95H27V96H25V97H20V95H21V93H23L22 92V89L24 88H22V85L28 80L27 78L35 71V70H37V69H40ZM81 68V67H80ZM200 68V67H199ZM251 68V67H250ZM256 69H254V70H252V69H245L246 71H245V77H244V79L246 80V79H248L249 78V76H252V75H255V76H257L258 78H261V76H262V74L264 73V64L262 65V66H259L258 68L257 67H255ZM42 69V70H43ZM120 69H123L124 70V72H120V71H118V70H120ZM218 69H222L221 67H218ZM4 70V69H3ZM100 71H102V73L103 74H100ZM193 72V71H192ZM117 73H124V74H128L126 77H125V75L124 76H122L121 78H117V79H114L113 78V80H112V82H111V84H109V81L110 80H107V78H109V77H107L108 76V74H112V75H117ZM44 74V73H43ZM194 74V73H193ZM204 74L206 75V73L204 72ZM45 75V74H44ZM35 76H33V78H34ZM40 77V76H39ZM123 77H125V78H123ZM33 78H32V80H33ZM228 78H229V76H228ZM227 78V79H228ZM1 79V78H0ZM44 79V78H43ZM45 80H47V78L45 79ZM43 81V80H42ZM37 81H35L34 83H36ZM44 82V81H43ZM174 82V81H173ZM229 82V81H228ZM48 83V82H47ZM25 85H28V84H25ZM226 85H227V83H226ZM117 86V85H116ZM126 86V85H125ZM33 87H34V85H33ZM26 88V87H25ZM28 88V87H27ZM55 88H56V90H55ZM137 88V89H138ZM210 88V87H209ZM208 88V89H209ZM1 89V90H2ZM32 89V88H31ZM31 89H30V91H31ZM83 89H86L87 90V92H83ZM135 89V88H134ZM248 89V88H247ZM26 91V90H25ZM247 91V90H246ZM37 92V91H36ZM114 92V91H113ZM137 92H138V90H137ZM139 92V93H140ZM245 92V91H244ZM248 92H249V95L243 100V104L242 105H244V106H247V105H249V104H253V103H259V102H261V103H264V78H262L258 83L256 82V84L254 83V85L252 86V87H250V89L248 90ZM65 93V92H64ZM153 93V92H152ZM181 93L185 96V101H183V103H182V106H184V107H186L187 105H188V101L189 100H191L192 98H193V94L190 92V91H188V90H184V89H182V91H181ZM238 93H241V92H239L238 91ZM237 93V94H238ZM243 93V92H242ZM246 93V92H245ZM30 94V93H29ZM35 95V94H34ZM58 95V94H57ZM68 95V94H67ZM74 95V94H73ZM123 96V95H122ZM75 97H76V95H75ZM172 97V96H171ZM170 97V98H171ZM235 97V96H234ZM60 98V97H59ZM72 98V97H71ZM63 99V98H62ZM172 99V98H171ZM170 99V100H171ZM65 100V99H64ZM172 100H174V98L172 99ZM68 101V100H67ZM70 101H71V99H70ZM69 101V102H70ZM77 101V100H76ZM218 101V100H217ZM78 102V101H77ZM181 102V101H180ZM72 103H74L73 102V100H72ZM132 103V102H131ZM222 103V102H221ZM120 106V105H119ZM177 106L178 105H176V104H174L173 105V108H177ZM37 107V106H36ZM67 107H70L69 105L67 106ZM76 107H78V106H76ZM159 107V106H158ZM6 108H9L10 110H8V112H9V114L10 113H13V115H11V117L10 118H8L7 116H4V115H6L7 113V110H6V112L4 111V113L5 114H3V109H6ZM79 108H77V109H79ZM93 108H95L94 110H93ZM128 109H129V107H127ZM218 108V107H217ZM256 108V107H255ZM30 109H31V107H30ZM28 110V111H31V110ZM37 109H38V107H37ZM246 109V108H245ZM249 109V108H248ZM134 110V109H133ZM158 110V109H157ZM184 110V109H183ZM233 110V109H232ZM254 110V109H253ZM11 111V112H10ZM37 111V110H36ZM65 111V110H64ZM78 111V110H77ZM125 111H127V110H125ZM174 111H176V110H174ZM221 111V110H220ZM248 111V110H247ZM66 112V111H65ZM68 112V111H67ZM74 112V111H73ZM72 112V113H73ZM133 112V111H132ZM261 112V111H260ZM264 112V111H263ZM31 113H33V114H35L36 112H31ZM31 113H29V115H25V116H29V117H32L31 115ZM40 113H41V111H40ZM45 113V112H44ZM43 113V115H45ZM76 113V112H75ZM216 112H214V114L212 115V116H209V117H206V118H204V117H198V116H190L189 114H185V116H184V121H183V124L184 125H186L188 128H190V129H192V130H194L195 131V134L197 133V134H200V135H202L203 137H205V139L208 137V134H207V132H209V134H211L212 135V137H214V139L213 140H208V141H210L209 143H208V148L210 147L211 149H213V150H216L219 146L221 147L222 146V144L224 143L225 145H224V148L225 149H229L230 150V152H231V158L229 159L228 158V160H226V162L224 163V162H222V163H224L223 165H225V167L227 168H230V167H232V166H234V165H243V164H246V163H249V164H251V165H253V166H261V165H263L264 164V115L263 116H261V117H259L258 116V118H254L253 117V121L251 122L250 121V123H245L246 121H241L237 116L235 117V116H222V115H219V114H215ZM240 113H242V112H240ZM247 113V112H246ZM252 113V112H251ZM8 114V115H9ZM69 114H70V112H69ZM209 114V113H208ZM260 114V113H259ZM35 115H37V114H35ZM127 115V114H126ZM225 115V114H224ZM228 115V114H227ZM240 115V114H239ZM238 115V116H239ZM247 115H249V114H247ZM69 116V115H68ZM241 116V115H240ZM250 116V115H249ZM252 116V115H251ZM76 117V116H75ZM74 117V118H75ZM79 117V116H78ZM38 118V117H37ZM52 118V119H51ZM73 119V118H72ZM241 119H242V117H241ZM244 119V118H243ZM248 119V118H247ZM64 120V119H63ZM138 120H139V118H138ZM168 120V119H167ZM25 121H27V120H25ZM38 121V120H37ZM40 121V120H39ZM68 121H70L69 119H68ZM67 121V122H68ZM73 121V120H72ZM103 121H105V120H103ZM107 121V120H106ZM144 121V120H143ZM20 122V123H19ZM63 122V121H62ZM142 122V121H141ZM249 122V121H248ZM59 123H61V121L59 122ZM64 123V122H63ZM68 123H70V122H68ZM86 123V122H85ZM102 123V122H101ZM109 122H107L106 123V125L108 124ZM163 123H164V121H163ZM34 124H36V122L34 123ZM33 124V125H34ZM37 124H41V123H37ZM81 124V125H82ZM104 125H105V123H103ZM154 124V122H152V125ZM166 124V123H165ZM33 125H32V127H33ZM38 125V126H39ZM42 125H44L43 124V122H42ZM81 125H78V126H80L79 127V129H81ZM105 125V126H106ZM164 125V124H163ZM25 126V127H24ZM27 126H29V125H27ZM37 126V125H36ZM36 126H34V127H36ZM48 126H49V128H48ZM129 126V125H128ZM146 126H147V124H146ZM40 127V126H39ZM42 127V126H41ZM76 127V126H75ZM25 128V130L22 132V131H20V130H23ZM28 128V127H27ZM38 128V127H37ZM45 128V127H44ZM77 129H78V127H76ZM76 128H74V129H76ZM84 128V127H83ZM82 128V129H83ZM108 128V127H107ZM131 128V127H130ZM139 128H141V127H139ZM29 129V128H28ZM31 129H33V128H31ZM31 129H30V131H31ZM42 128H40L39 130L40 131H42L41 130ZM103 129V128H102ZM105 129V128H104ZM104 129L102 130V131H104ZM108 129H110V127L108 128ZM90 130V131H91ZM115 130H116V128H115ZM64 131V132H65ZM144 131V130H143ZM193 131V132H194ZM36 132H37V130H36ZM35 132V135L36 134H39L38 136L39 137H41V135H40V133H36ZM72 132V131H71ZM112 132V131H111ZM115 132V131H114ZM124 132H123V134H124ZM169 132V131H168ZM185 132H186V130H185ZM95 132H93V134H94ZM116 133V132H115ZM114 133V134H115ZM141 133H142V131H141ZM14 134L15 135H17L18 136V141L17 142H14ZM32 134H34V133H32ZM42 134V133H41ZM72 134H74V130H73V133ZM95 134H97V133H95ZM105 134V133H104ZM108 134V133H107ZM112 134V133H111ZM122 134V135H123ZM162 134V133H161ZM181 134V133H180ZM183 134V133H182ZM43 135H42V138H43ZM69 135V134H68ZM88 135V136H87ZM131 135H132V133H131ZM70 136H72V135H70ZM75 136H77L76 134H75ZM116 136H117V134H116ZM116 136H115V138H116ZM139 136V135H138ZM137 136V137H138ZM140 136H142V135H140ZM149 136H151V135H149ZM178 136V135H177ZM192 136V135H191ZM191 136L189 137V138H191ZM55 137V136H54ZM74 137V136H73ZM73 137H70V138H72L73 139ZM94 138L96 137V135L95 136H93ZM102 137H103V135H102ZM136 137V138H137ZM147 137V136H146ZM175 137V136H174ZM198 137V136H197ZM53 138V137H52ZM100 138V137H99ZM104 138V137H103ZM114 138V139H115ZM129 138V140H130V138L131 137H128ZM127 138V139H128ZM140 138V137H139ZM181 137H179L178 139H180ZM16 139V138H15ZM44 139V140H45ZM75 139H77V138H75ZM96 139V138H95ZM95 139H93V140H95ZM110 139H113L112 137L110 138ZM113 139V140H114ZM123 139V138H122ZM161 139H162V137H161ZM210 139V138H209ZM54 140V141H55ZM97 140H100V141H102L101 140V138L100 139H96V141ZM105 140V139H104ZM129 140H127V142L129 141ZM131 140L133 141V139L131 138ZM136 140H138V139H136ZM146 140V139H145ZM164 140V139H163ZM19 141H21L22 142V146H18L17 145V143H19ZM40 141H42V139L40 140ZM39 141V142H40ZM67 141H69V140H67ZM78 141V142H77ZM107 141H111V143L113 142L112 140H109V137H108V139H107ZM119 141V140H118ZM117 141V142H118ZM120 141H121V139H120ZM126 141V140H125ZM147 141V140H146ZM150 141V140H149ZM153 141H155L154 139H153ZM153 141L151 140V143H153ZM177 141V140H176ZM196 141V140H195ZM98 142V141H97ZM108 142V143H109ZM114 142H116L115 140H114ZM139 142H140V140H139ZM168 142H169V140H168ZM194 142V141H193ZM35 143V142H34ZM33 143V145H36V143L34 144ZM41 143V142H40ZM47 143V142H46ZM68 143V142H67ZM73 143V142H72ZM75 143H73L74 145H75ZM104 143V142H103ZM102 143V144H103ZM124 143H126V142H124ZM160 143V142H159ZM39 144V143H38ZM37 144V145H38ZM72 144V145H73ZM106 144V143H105ZM115 144V143H114ZM142 145H143V142L141 143ZM150 144V143H149ZM155 144H156V142H155ZM154 144V146H156ZM192 144V143H191ZM195 144H197V143H195ZM206 144V143H205ZM215 144V145H214ZM219 144V145H218ZM25 145H26V147H25ZM37 145H36V148H37ZM42 145V144H41ZM77 145V144H76ZM108 145H112V144H108ZM108 145H107V147H108ZM123 145H125V144H123ZM141 145V146H142ZM145 145H148V144H145ZM160 146H161V144H159ZM166 145V144H165ZM171 145V144H170ZM47 146V145H46ZM54 146V145H53ZM57 146V145H56ZM118 146V145H117ZM200 146V145H199ZM212 146V147H211ZM214 146V147H213ZM39 147V146H38ZM59 147H57V151H55V153L54 152H52V153H54V154H58L59 152H61L63 149H65V151H69V149H71L72 150V148H71V146H70V148L69 149H66V146H63V149L62 150H59L58 148ZM73 147V146H72ZM104 147V146H103ZM107 147H106V145H105V148L107 149ZM126 147V146H125ZM43 148V147H42ZM46 148V147H45ZM54 148H56V147H54ZM74 148V147H73ZM75 148H76V146H75ZM121 148V147H120ZM129 148V147H128ZM127 148V149H128ZM150 148V147H149ZM157 148V147H156ZM155 147H154V150L156 149ZM190 148V147H189ZM201 148V147H200ZM38 149H40V148H38ZM100 149V150H99ZM138 149V148H137ZM142 150H143V147L141 148ZM53 150V149H52ZM56 150V149H55ZM59 150V151H58ZM70 150V151H71ZM113 150V149H112ZM114 150H116V149H114ZM113 150V151H114ZM119 150V149H118ZM121 150V149H120ZM133 150H135V149H133ZM141 150V151H142ZM159 150V149H158ZM206 150V149H205ZM70 151H69V153H70ZM108 152H110L109 150H107ZM112 151V152H113ZM122 151V150H121ZM125 151H126V149H125ZM149 151V150H148ZM182 151V150H181ZM192 151V150H191ZM45 152V151H44ZM47 152V151H46ZM46 152H45V154H46ZM64 151H62V153H63ZM74 152V151H73ZM72 152V153H73ZM117 152V151H116ZM119 152V151H118ZM128 152V151H127ZM127 152H125L124 154H126ZM136 152H137V150H136ZM154 152V151H153ZM161 152V151H160ZM50 153V152H49ZM66 153V152H65ZM86 153V154H85ZM103 153V152H102ZM101 153V154H102ZM150 153H151V151H150ZM54 154H53V156H54ZM100 154V153H99ZM101 154H100V156H101ZM119 154H120V152H119ZM146 154V153H145ZM153 154V153H152ZM161 154V153H160ZM41 155V157L43 158V156H45V155H42V154H40ZM39 155V156H40ZM49 155V154H48ZM51 155V154H50ZM49 155V156H50ZM59 155V154H58ZM67 155H68V153H67ZM67 155H65L66 156V158H67ZM71 155H73V154H71ZM70 154L68 155V156H71ZM110 155V154H109ZM108 155V156H109ZM111 155H112V153H111ZM115 155H116V153H115ZM114 155V156H115ZM150 154H148V156H149ZM199 155V154H198ZM229 155V154H228ZM97 156V155H96ZM95 156V157H96ZM107 156V157H108ZM153 156V155H152ZM196 156H197V153H196ZM224 155H222V157H223ZM230 156V155H229ZM30 157V156H29ZM58 157V156H57ZM56 157V158H57ZM72 157H75L74 155L72 156ZM94 157V158H95ZM115 157H117V158H119L118 156H115ZM144 157V156H143ZM143 157H141V160H142V158ZM201 158H204L203 156H200ZM225 157V156H224ZM50 158V157H49ZM52 158V157H51ZM59 158H61V157H59ZM100 158V157H99ZM104 158V157H103ZM102 158V159H103ZM112 158H113V156H112ZM121 158V157H120ZM124 158V157H123ZM139 158V157H138ZM145 158V157H144ZM198 158V157H197ZM200 158V159H201ZM216 158V157H215ZM41 159V158H40ZM63 159V158H62ZM65 159V158H64ZM69 159V157L67 158V160ZM71 159V158H70ZM76 159V161H75V163H80V162H78L79 161V159L78 158H75ZM77 159H78V161H77ZM85 159V158H84ZM98 159V158H97ZM96 159V160H97ZM101 159V160H102ZM104 159H106V158H104ZM104 159H103V161H104ZM122 159V158H121ZM180 159V158H179ZM22 160V159H21ZM32 160V159H31ZM34 160V159H33ZM44 160V159H43ZM47 160V159H46ZM45 160V161H46ZM52 160H54L53 162H55V159H53L52 158ZM59 160V159H58ZM114 159H112V161H113ZM119 160V159H118ZM134 160V159H133ZM136 160H138V159H136ZM158 160V159H157ZM175 160V159H174ZM225 161V158H223L222 159V161ZM35 161V160H34ZM37 161H38V158H37ZM41 161H42V159H41ZM44 161V162H45ZM51 161V160H50ZM57 161V160H56ZM72 161V160H71ZM88 161V160H87ZM92 161V160H91ZM91 161H88L87 163H90ZM102 161V162H103ZM108 161H110L111 162V159L109 160L108 159ZM114 161H116V159L114 160ZM113 161V162H114ZM125 161H127V159H125ZM135 161V160H134ZM214 162H215V160H213ZM22 162V161H21ZM40 162V161H39ZM52 162V163H53ZM65 162V161H64ZM109 162V163H110ZM117 162V161H116ZM116 162H114V164H115V167H116ZM155 162V161H154ZM163 162V161H162ZM31 163V162H30ZM29 163V164H30ZM47 163V162H46ZM75 163H74V166H78V165H75ZM93 163H94V161H93ZM112 163V162H111ZM123 163V162H122ZM133 163H135V162H133ZM143 163H145L146 164V161L145 162H143ZM171 163H172V161H171ZM212 163V162H211ZM4 165L5 166V168H8V167H6L7 165ZM23 164L25 165V162H23ZM37 164V163H36ZM63 164V163H62ZM61 164V165H62ZM95 164V163H94ZM113 164V165H114ZM168 164V163H167ZM10 165H9V167H10ZM34 165V164H33ZM40 165V164H39ZM58 165H60V164H58ZM58 165L55 167V168H57L58 167ZM60 165V166H61ZM82 165V164H81ZM80 165V166H81ZM96 165H99L100 166V164H96ZM113 165L112 164H110V168L111 167H113ZM205 165V164H204ZM217 165V164H216ZM52 166V165H51ZM80 166H78L77 168H79ZM93 166V165H92ZM109 165H106V168L108 167ZM127 166H129V163H128V165ZM212 166V165H211ZM25 167V166H24ZM31 167V166H30ZM46 167V166H45ZM65 167H67V166H65ZM102 167H104L105 168V164H104V166H102ZM115 167H113V169L115 168ZM124 167V166H123ZM179 167V166H178ZM177 167V168H178ZM190 167V166H189ZM188 167V168H189ZM195 167V166H194ZM213 167V166H212ZM223 167V166H222ZM4 168V167H3ZM14 168V167H13ZM12 168V169H13ZM41 168V167H40ZM39 168V169H40ZM42 168H44V167H42ZM52 168V167H51ZM69 168H70V166H69ZM82 168H83V166H82ZM95 168V167H94ZM101 168V167H100ZM119 168V167H118ZM136 168V167H135ZM152 168V167H151ZM160 168V167H159ZM164 168V167H163ZM180 168V167H179ZM193 168V167H192ZM196 168H198V167H196ZM218 168L219 167H217L216 168V170H217V172H218ZM0 169H2V168H0ZM12 169H9V170H12ZM24 169V168H23ZM30 169V168H29ZM33 169V168H32ZM31 169V170H32ZM39 169H37V170H39ZM59 169V168H58ZM61 169H63L64 170V168H62L61 167ZM80 169V168H79ZM86 169V168H85ZM92 169V168H91ZM121 169V168H120ZM126 169V168H125ZM128 169V168H127ZM126 169V170H127ZM129 169H130V167H129ZM149 169V168H148ZM147 169V170H148ZM169 169V168H168ZM223 169V168H222ZM246 169V168H245ZM15 170H17L16 168H15ZM31 170H30V172H31ZM46 170V169H45ZM60 170V169H59ZM67 170V169H66ZM95 169H93V171H94ZM100 170V169H99ZM102 170V169H101ZM134 170V169H133ZM152 170V169H151ZM175 170H177V169H175ZM236 170V169H235ZM249 170V169H248ZM20 171H22V170H20ZM26 171H28V170H26ZM25 171V172H26ZM44 171V170H43ZM48 171V170H47ZM53 171V170H52ZM51 171V172H52ZM56 171H57V169H56ZM72 171H73V169H72ZM79 171V170H78ZM85 171V170H84ZM107 171V170H106ZM123 171H125V170H123ZM143 171V170H142ZM247 171V170H246ZM251 171V170H250ZM5 172V171H4ZM9 172V171H8ZM11 172V171H10ZM24 172V171H23ZM30 172H27V173H29V175H30ZM35 172H36V170H35ZM34 172V173H35ZM46 172V171H45ZM55 172V171H54ZM61 172V171H60ZM63 172V171H62ZM81 172V171H80ZM86 172V171H85ZM84 172V173H85ZM88 172V171H87ZM90 172V171H89ZM88 172V173H89ZM95 172V171H94ZM97 172V171H96ZM102 172V171H101ZM100 172V173H101ZM119 172H122V171H119ZM134 172V171H133ZM141 172V171H140ZM159 172V171H158ZM184 172H186V171H184ZM220 172V171H219ZM236 172V171H235ZM238 172V171H237ZM244 172H245V170H244ZM14 173L16 174V171H14ZM13 173V174H14ZM56 173V172H55ZM79 172H77V174H78ZM109 173H110V170H109ZM124 173V172H123ZM128 173V172H127ZM130 174H131V172H129ZM142 173V172H141ZM144 173V172H143ZM156 173V172H155ZM162 173V172H161ZM172 173V172H171ZM191 173V172H190ZM189 173V174H190ZM200 173H202V172H200ZM234 173V172H233ZM6 174V173H5ZM10 173H8V175H9ZM36 174V173H35ZM43 174H45V173H43L42 172V174L41 175H43ZM47 174V173H46ZM57 174V173H56ZM56 174H54V177L56 176ZM62 174V173H61ZM94 174V173H93ZM121 174V173H120ZM151 174V173H150ZM164 174V173H163ZM178 174V173H177ZM184 174V173H183ZM195 174V173H194ZM196 174H198V173H196ZM205 174H207V173H205V172H203L202 174H200L199 176H203V175H205ZM216 174V173H215ZM249 174V173H248ZM1 175V174H0ZM29 175H28V177H29ZM51 175H52V173H51ZM75 175V174H74ZM80 175H82V174H80ZM88 175V174H87ZM87 175H85V176H87ZM91 175V174H90ZM123 175V174H122ZM121 175V176H122ZM134 175H136V174H134ZM142 175V174H141ZM165 175V174H164ZM247 175V174H246ZM20 176H21V173H20ZM50 176V175H49ZM66 175H64L63 177H65ZM70 176H71V171H70ZM77 176H79V174L77 175ZM76 176V177H77ZM96 176V175H95ZM116 176V175H115ZM133 176V175H132ZM166 176V175H165ZM168 176V175H167ZM181 176H183L182 174H181ZM207 176H209V174H207ZM1 177V176H0ZM6 177H7V175H6ZM5 177V178H6ZM11 177V176H10ZM9 177V178H10ZM18 177V176H17ZM27 177V176H26ZM33 176L31 175V178H32ZM36 177V176H35ZM52 178H53V176H51ZM50 177V178H51ZM67 177V176H66ZM74 176H72V178H73ZM93 177V176H92ZM97 177V176H96ZM107 177V176H106ZM105 176H104V178H106ZM110 177V176H109ZM112 177V176H111ZM139 177V176H138ZM147 177V176H146ZM145 177V178H146ZM186 177V176H185ZM223 177V176H222ZM244 177H246V176H244ZM252 177V176H251ZM260 177V176H259ZM15 178V177H14ZM30 178V177H29ZM38 178V176L36 177V179ZM40 178V177H39ZM86 178V177H85ZM89 178H91V177H89ZM103 178V177H102ZM125 178V177H124ZM126 178H127V175H126ZM160 178H161V176H160ZM198 178V177H197ZM220 178V177H219ZM249 178V177H248ZM262 178H264V177H262ZM1 179V178H0ZM22 179V178H21ZM55 179H57L56 177H55ZM77 179H78V177H77ZM101 179V178H100ZM108 179V178H107ZM115 179V178H114ZM121 179V178H120ZM133 179V178H132ZM137 179V178H136ZM166 179V178H165ZM181 179V178H180ZM184 179V178H183ZM182 179V180H183ZM210 179V178H209ZM221 179V178H220ZM237 179V178H236ZM259 179H261V178H259ZM2 180V179H1ZM16 180V179H15ZM15 180H14V182H15ZM42 180V179H41ZM44 180V179H43ZM49 180V179H48ZM53 180V179H52ZM50 181V182H52V184H53V181ZM61 182H62V180L61 179H59ZM70 180V179H69ZM68 180V181H69ZM80 179H78V181H79ZM85 180V179H84ZM90 180V179H89ZM97 180V179H96ZM95 180V181H96ZM101 180H104V179H101ZM125 180V179H124ZM151 180V179H150ZM152 180H154V179H152ZM224 180V179H223ZM235 180V179H234ZM251 180H252V178H251ZM20 181H22V180H20ZM26 181H27V179H26ZM60 181H58V179H57V182H59L60 183ZM71 181V180H70ZM77 181V180H76ZM83 181V179L81 180V182ZM92 183H93V180L91 179L90 180ZM94 181V182H95ZM109 181V180H108ZM112 181H113V179H112ZM116 181H118V180H116ZM138 181V180H137ZM140 181V180H139ZM147 182H148V178H147V180H146ZM187 181H189V180H187ZM230 181V180H229ZM260 181V180H259ZM25 182V181H24ZM30 182V181H29ZM28 182V183H29ZM47 182H49V181H47ZM73 182H74V180H73ZM80 182V181H79ZM87 182V181H86ZM129 182H130V180H129ZM146 182V184H148ZM151 182V181H150ZM159 182V181H158ZM164 182V181H163ZM216 182V181H215ZM214 182V183H215ZM231 182H232V180H231ZM231 182L229 183L226 179L224 180V181H221L220 182V184L224 187V189L227 191L226 193H228V194H230L231 192H232V186H231ZM237 182V181H236ZM255 182V181H254ZM12 183H13V181H12ZM37 183H39L38 181H37ZM36 183V184H37ZM43 183V182H42ZM46 183V182H45ZM67 183H69V182H67ZM78 183V182H77ZM88 183V182H87ZM104 183V182H103ZM127 183V182H126ZM131 183V182H130ZM129 183V184H130ZM140 183H141V181H140ZM139 183V184H140ZM160 183V182H159ZM173 183V182H172ZM183 183V182H182ZM213 183V184H214ZM219 183V182H218ZM250 183H251V181H250ZM249 183V184H250ZM261 183V182H260ZM2 184H4V183H2ZM9 184V183H8ZM15 184V183H14ZM26 184H27V182H26ZM51 184V183H50ZM56 184V183H55ZM61 184V183H60ZM80 183H78V185H79ZM82 184V183H81ZM86 184V183H85ZM91 184V183H90ZM89 184V185H90ZM97 184H98V182H97ZM107 184H108V182H107ZM106 183H105V185H107ZM137 184V183H136ZM143 184V183H142ZM145 184V185H146ZM155 184V183H154ZM174 184V183H173ZM212 184V183H211ZM248 184V183H247ZM252 184H255V183H252ZM252 184H251V186H252ZM45 185H47V183L45 184ZM44 185V186H45ZM87 185V184H86ZM118 185H119V183H118ZM117 185V186H118ZM126 185V184H125ZM138 185V184H137ZM160 185H161V183H160ZM165 185V184H164ZM164 185H162V187L164 186ZM258 185H259V182H258ZM257 184H256V186H258ZM262 185V184H261ZM8 186V185H7ZM11 186H16V185H12L11 184ZM25 186H27V185H25ZM41 186V185H40ZM40 186H38L37 185V187L36 188H39ZM47 186H49V185H47ZM64 186H65V184H64ZM69 186V185H68ZM72 185H70V187H71ZM76 186V185H75ZM81 186V185H80ZM79 186V187H80ZM96 186V185H95ZM95 186H93V188L95 187ZM99 186V185H98ZM101 186H102V184H101ZM104 186V185H103ZM108 186V185H107ZM106 186V188H107V190H108V187ZM115 186V185H114ZM122 186H123V183H122ZM201 186V185H200ZM199 186V187H200ZM248 186V185H247ZM19 187V186H18ZM17 187V188H18ZM34 187V186H33ZM33 187H32V190H33ZM70 187H69V189H65V190H67V193L66 194H68V190H70L71 191V189H70ZM78 187V188H79ZM82 187H84L85 188V185L84 186H82ZM90 187H91V185H90ZM119 187V186H118ZM117 187V188H118ZM126 187V186H125ZM125 187H123L122 188V190H124L125 189ZM136 187V186H135ZM141 187V186H140ZM144 187V186H143ZM201 187H203V186H201ZM200 187V189H202ZM208 187V186H207ZM234 187V186H233ZM254 187V186H253ZM3 188H5V186L3 187ZM7 188V187H6ZM10 188V187H9ZM21 188V187H20ZM19 188V189H20ZM29 188H31V187H29ZM35 188V189H36ZM41 188V187H40ZM74 188V187H73ZM77 188V189H78ZM83 188V189H84ZM106 188L103 190L102 189V187H101V189L103 190V192L106 190ZM111 188V187H110ZM116 188V189H117ZM120 188V187H119ZM129 188V187H128ZM161 188V187H160ZM159 188V189H160ZM182 188H183V186H182ZM181 188V189H182ZM196 188V187H195ZM194 188V189H195ZM212 188V187H211ZM235 188V187H234ZM247 188H250L249 186L247 187ZM255 188V187H254ZM24 189H25V187H24ZM23 189V191L22 192H24L25 190ZM26 189H28V187L26 188ZM42 189V188H41ZM64 189V188H63ZM76 189V188H75ZM91 189V188H90ZM89 189V190H90ZM113 189V188H112ZM127 189V188H126ZM129 189H131V188H129ZM193 188H191V190H192ZM18 190V189H17ZM29 190V189H28ZM27 190V191H28ZM37 190V189H36ZM43 190V189H42ZM74 190V189H73ZM86 190V189H85ZM122 190H120V191H122ZM136 189H134V192H136L135 191ZM148 190V189H147ZM154 190V189H153ZM195 190H197V189H195ZM245 191H246V189H244ZM252 188H251V193H252ZM256 190V189H255ZM254 190V191H255ZM19 191L20 190H18V193H19ZM53 191V190H52ZM56 191H58V190H56ZM64 191V190H63ZM62 191V192H63ZM92 191H94V189L92 190ZM95 191H98V190H95ZM111 191V190H110ZM113 191V190H112ZM111 191V192H112ZM117 191V190H116ZM115 191V192H116ZM144 191V190H143ZM162 191V190H161ZM160 191V192H161ZM166 191V190H165ZM248 191H250V190H248ZM8 192V191H7ZM9 192H11V191H9ZM33 192V191H32ZM49 192V191H48ZM66 192V191H65ZM64 192V193H65ZM78 192V191H77ZM87 192V191H86ZM102 192V191H101ZM107 192V191H106ZM105 192V193H106ZM114 192V191H113ZM123 193H124V191H122ZM164 192V191H163ZM223 192V191H222ZM225 192V191H224ZM17 193V192H16ZM20 193H21V191H20ZM25 193H27V192H25ZM38 193H40L39 191H38ZM74 193V192H73ZM82 193V192H81ZM154 193V192H153ZM167 193V192H166ZM173 193V192H172ZM171 193V194H172ZM180 193V192H179ZM193 193V192H192ZM247 193V192H246ZM258 193V192H257ZM7 194V193H6ZM6 194H4V195H6ZM42 194V193H41ZM45 194V193H44ZM55 194V193H54ZM83 194V193H82ZM90 194H91V192H90ZM118 194V193H117ZM125 194V193H124ZM128 195H129V193H127ZM143 194V193H142ZM174 194V193H173ZM181 194V193H180ZM232 194V193H231ZM255 194V193H254ZM253 194V195H254ZM8 195H11L12 196V194L11 193H8ZM99 195H102V194H99ZM105 195V194H104ZM116 195V194H115ZM130 195H131V192H130ZM138 195V194H137ZM149 195H151V194H149ZM156 195H157V193H156ZM160 195H161V193H160ZM162 195H164V194H162ZM227 195V194H226ZM225 195V196H226ZM241 195V194H240ZM252 195V196H253ZM260 195V194H259ZM262 195V194H261ZM7 196V195H6ZM10 196V197H11ZM35 196V195H34ZM33 196V197H34ZM59 196V195H58ZM61 196V195H60ZM59 196V197H60ZM66 196L67 195H65V200H66ZM80 196H82V195H80ZM84 196H86L85 194L83 195V197ZM92 196V195H91ZM110 196H111V193H110ZM113 196V195H112ZM118 196V195H117ZM116 196V197H117ZM152 196V195H151ZM189 196V195H188ZM220 196V195H219ZM243 196H244V194H243ZM263 196V195H262ZM4 197V196H3ZM8 197V196H7ZM7 197H6V199H7ZM13 197V196H12ZM70 197V196H69ZM74 197V196H73ZM77 197V199H78V197L79 196H75V198ZM87 197V196H86ZM96 197V196H95ZM98 197V196H97ZM96 197V198H97ZM103 197V196H102ZM108 196H106V198H107ZM120 196H118L117 197V199L119 198ZM144 197H145V195H144ZM149 197V196H148ZM147 196H146V199L148 198ZM168 197V196H167ZM184 197V196H183ZM196 197V196H195ZM195 197H194V199H195ZM246 197H248V196H246ZM255 198H256V194H255V196H254ZM14 198V197H13ZM20 198H22V197H20ZM25 198V197H24ZM32 198V197H31ZM42 198V197H41ZM51 198H52V196H51ZM50 198V199H51ZM53 198H55V197H53ZM52 198V199H53ZM89 198V197H88ZM115 198V197H114ZM159 198V197H158ZM162 198V197H161ZM254 198V199H255ZM5 198H4V201L6 200ZM18 199V198H17ZM37 199V198H36ZM57 199V198H56ZM59 199V198H58ZM77 199H76V201H77ZM85 199V198H84ZM92 199H93V197H92ZM121 199H122V197H121ZM126 199V198H125ZM133 199V198H132ZM136 199H137V197H136ZM140 200H142L141 198H139ZM138 199V200H139ZM144 199V198H143ZM150 199L151 198H149L148 199V202L150 201ZM202 199V198H201ZM222 199H224V198H222ZM253 199V200H254ZM260 199V198H259ZM8 200V199H7ZM6 200V202L7 203H10L9 201H11V200H9V201H7ZM18 200H20V199H18ZM28 200V199H27ZM30 200V199H29ZM33 200V199H32ZM39 200H40V198H39ZM64 200V199H63ZM68 200V199H67ZM114 200V199H113ZM112 200V201H113ZM116 200V199H115ZM123 200V199H122ZM121 200V201H122ZM134 200V199H133ZM250 200V199H249ZM257 200V199H256ZM4 201H2V203L4 202ZM35 201V200H34ZM52 201V200H51ZM59 201V200H58ZM75 200L73 201V203H75L76 202ZM118 201V200H117ZM125 201V200H124ZM143 201H145V199L143 200ZM143 201H139V202H143ZM158 201V200H157ZM181 201V200H180ZM184 200H182V202H183ZM214 201V200H213ZM216 201V200H215ZM229 201V200H228ZM251 201V200H250ZM6 202H4L5 204H6ZM28 202V201H27ZM31 202V201H30ZM49 202V201H48ZM63 202H65V201H63ZM67 202V201H66ZM78 202V201H77ZM84 202H86V201H84ZM84 202H82L83 204H84ZM91 202V201H90ZM116 202V201H115ZM138 201H137V205H138V203H139ZM178 202V201H177ZM176 202V203H177ZM211 202V201H210ZM234 202H235V200H234ZM248 202V201H247ZM1 203V202H0ZM15 203V202H14ZM42 203V202H41ZM40 203V204H41ZM50 203V202H49ZM57 202H55L54 201V206H56L57 204H56ZM62 204V202L60 201L58 204ZM81 203V202H80ZM97 203V202H96ZM121 203V202H120ZM128 203H130V201L129 200H127V203L126 204H128ZM131 203L133 204V202L131 201ZM140 203V204H141ZM144 203H146V201L144 202ZM157 203V202H156ZM164 203V202H163ZM245 203V202H244ZM28 204V203H27ZM39 204V205H40ZM56 204V205H55ZM83 204H81V205H83ZM91 204H92V202H91ZM93 204H95V202L93 203ZM123 204V203H122ZM155 204V203H154ZM159 204V203H158ZM174 204V203H173ZM223 204V203H222ZM237 205H239V206H241V199H240V201L238 202V203H236ZM243 204V203H242ZM255 204H257V203H255ZM34 205H35V203L33 204V207H34ZM69 205L70 204H68V211L66 212V214L69 212ZM73 205V204H72ZM71 205V206H72ZM80 205V206H81ZM100 205V204H99ZM110 205V204H109ZM113 205V204H112ZM121 205V204H120ZM133 205H135V200H134V204ZM174 205H176V204H174ZM6 206H8L7 204H6ZM51 206H52V204H51ZM58 206V205H57ZM95 207H96V204L94 205ZM129 206H130V204H129ZM154 206H157V205H154ZM166 206V205H165ZM173 206V205H172ZM208 206V205H207ZM218 206V205H217ZM9 207V206H8ZM110 207V206H109ZM122 206H120V209H122V210H124L123 209V207L121 208ZM140 207V208H139ZM139 209H141V206L139 205ZM152 207V206H151ZM159 207H160V204H159ZM28 208V207H27ZM73 208H75L74 206H73ZM91 208H93V206H91ZM107 209V211L109 210V208H107V207H104V209ZM128 208V207H127ZM131 208H133V207H130L129 208V210L131 209ZM137 208V209H138ZM164 208V207H163ZM210 208H211V206H210ZM214 208V207H213ZM256 208V207H255ZM6 209H7V207H6ZM62 209H63V207H62ZM78 209H79V207H78ZM100 209V208H99ZM136 209V208H135ZM151 209V208H150ZM160 209V208H159ZM183 209V208H182ZM193 209H194V207H193ZM197 209V208H196ZM212 209V208H211ZM257 209V208H256ZM31 210V209H30ZM85 210H86V208H85ZM112 210H113V208H112ZM118 210V209H117ZM128 210V209H127ZM128 210V211H129ZM147 210V209H146ZM145 210V211H146ZM155 210V209H154ZM174 210V209H173ZM200 210H202V209H200ZM204 210V209H203ZM234 210V209H233ZM22 211V210H21ZM32 211V210H31ZM58 211V210H57ZM62 212H63V210H61ZM90 211H92V210H90ZM97 211V210H96ZM101 211V210H100ZM126 211V209L124 210V212ZM127 211V212H128ZM132 211V210H131ZM130 211V212H131ZM144 211V212H145ZM153 211V210H152ZM186 211V210H185ZM197 211V210H196ZM211 211V210H210ZM216 211V210H215ZM19 212V211H18ZM17 212V213H18ZM49 212V211H48ZM84 212H86V211H84ZM103 212V211H102ZM105 212V211H104ZM109 212V211H108ZM113 212V211H112ZM127 212H126V214H127ZM129 212V213H130ZM137 212V214H138V212L139 211H136ZM135 212V213H136ZM238 212V211H237ZM254 212V211H253ZM256 213L258 212V210H256L255 211ZM14 213V212H13ZM23 213L24 212H22V214L20 215V216H22L23 215ZM46 214H47V212H45ZM50 213V212H49ZM56 213V212H55ZM90 213V212H89ZM97 213V212H96ZM96 213H94V214H96ZM122 213V212H121ZM141 213H142V211H141ZM148 213V212H147ZM192 213V212H191ZM190 213V214H191ZM206 213V212H205ZM226 213V212H225ZM234 213V212H233ZM262 213V212H261ZM46 214L44 215V213H43V215L45 216L44 218L46 219V217L48 216H46ZM65 214V215H66ZM71 214V213H70ZM91 214H92V212H91ZM103 214H106V213H103ZM124 214V213H123ZM122 214V215H123ZM149 214V213H148ZM147 214V215H148ZM152 214H153V212H152ZM173 214V213H172ZM198 214V213H197ZM42 215V216H43ZM99 215V214H98ZM111 215V214H110ZM113 215H114V213H113ZM122 215H120V216H122ZM129 215V218H130V214H128ZM127 215V216H128ZM151 215V214H150ZM181 215H182V213H181ZM206 215L207 214H205V218H206ZM227 215H228V213H227ZM236 215H237V213H236ZM9 216V215H8ZM29 216H38V215H32V213H31V215L29 214ZM80 216V215H79ZM81 216H83V214L81 215ZM94 216V215H93ZM116 216H117V212H116ZM115 216V217H116ZM120 216H117L118 218H120ZM142 216V215H141ZM153 216V215H152ZM188 216V215H187ZM199 216V215H198ZM208 216V215H207ZM224 216V215H223ZM243 216V215H242ZM16 217H19V216H16ZM15 217V218H16ZM65 217V216H64ZM63 217V218H64ZM88 217H90V215H88ZM88 217H86V218H88ZM96 217H98L97 215H96ZM95 217V218H96ZM101 217V216H100ZM113 217V216H112ZM126 217V215L124 216V218ZM138 217V216H137ZM147 217H149V216H146V218ZM203 217V218H204ZM209 217V216H208ZM207 217V218H208ZM222 217V216H221ZM13 218V217H12ZM43 218V219H44ZM57 218H58V216H57ZM56 218V219H57ZM60 218V217H59ZM79 218H81V217H79ZM78 218V219H79ZM84 218H85V216H84ZM109 218H110V216H109ZM164 218V217H163ZM178 215H175L174 216V220H175V223H172V228H171V226H170V230L171 229H174V230H172V232L173 231H175V242H177L178 240H180V237H181V235H184V234H186V233H190L191 232V222L190 223H188V224H185V223H181L180 221H178ZM198 218V217H197ZM202 217L200 216V219H201ZM228 218V217H227ZM233 218H234V216H233ZM239 218V217H238ZM243 218V217H242ZM30 219V218H29ZM49 219V218H48ZM69 219V218H68ZM67 219V220H68ZM90 219V218H89ZM88 219V220H89ZM91 219H92V215H91ZM97 219V218H96ZM100 218H98L97 219V222H98V220H99ZM111 219V218H110ZM115 219V218H114ZM140 219H142V218H140ZM145 219V218H144ZM143 219V220H144ZM199 219V220H200ZM222 219V218H221ZM220 219V220H221ZM230 219V218H229ZM1 220H2V218H0V222H1ZM18 220V219H17ZM66 220V221H67ZM79 220H84V224H86L85 222H86V220L85 219H79ZM105 220H107V219H105ZM104 220V221H105ZM109 220V219H108ZM121 220V219H120ZM119 220V221H120ZM130 220V219H129ZM134 220V219H133ZM143 220H136V222H135V220L134 221H129V223H128V227H130L131 225H133V224H138V222H139V224H138V226L137 227H134V228H132V229H129V231L126 233V243L127 244H125L123 247H122V250H121V253H120V262L118 263V264H154L153 262H152V260H153V258H155L154 256L155 255H159L160 256V254L162 253V252H159V253H157L156 254V251L155 250H157L158 249V246H156L155 247V245H153V243H154V241L159 237V239H160V236L162 235V233H163V231H164V228H162V227H165V226H162L161 224H162V222H160V223H158V222H156V223H153V224H150V225H144L143 224V226H142V221ZM184 220V219H183ZM189 220H190V218H189ZM203 220V219H202ZM27 221H29V220H27ZM26 221V222H27ZM30 221H31V219H30ZM47 221V220H46ZM53 221H55V220H53ZM69 221H71V219L69 220ZM73 221V220H72ZM103 221V222H104ZM118 221V222H119ZM124 221L126 222V220L124 219ZM124 221H123V223H124ZM145 221V220H144ZM155 221V220H154ZM187 221V220H186ZM229 221V220H228ZM22 222V221H21ZM32 222V221H31ZM78 223H79V221H77ZM83 222V221H82ZM117 222V223H118ZM152 221H150V223H151ZM183 222V221H182ZM17 223H19V222H17ZM23 223V222H22ZM32 223H34V222H32ZM49 223H51V222H49ZM63 223V222H62ZM61 223V224H62ZM73 223H75L74 221H73ZM122 222H121V224H123ZM127 223V222H126ZM125 223V224H126ZM196 223V222H195ZM199 223V222H198ZM223 223L225 224V222L223 221ZM24 224H25V226H26V224L27 223H25L24 222ZM23 224V225H24ZM72 224V223H71ZM89 224V223H88ZM101 224H104V223H102L101 222ZM115 224H116V222H115ZM120 224V223H119ZM119 224H117V225H119ZM164 224V223H163ZM205 224V223H204ZM203 224V225H204ZM218 224H220V223H218V222H215L214 223V225L215 226H217ZM255 223H253V225H254ZM0 225H2V224H0ZM60 224H58V226H59ZM73 225V224H72ZM71 225V226H72ZM87 225V224H86ZM105 225V224H104ZM169 225V224H168ZM207 225V224H206ZM213 225V224H212ZM10 226V225H9ZM19 226V225H18ZM18 226H17V228H18ZM27 226H28V224H27ZM57 226V227H58ZM61 226V225H60ZM62 226H66V225H62ZM76 226H77V224H76ZM88 226V225H87ZM90 226H93V225H90ZM89 226V227H90ZM96 226V225H95ZM99 226V225H98ZM97 226V227H98ZM101 226V225H100ZM99 226V227H100ZM105 226H107V225H105ZM192 226H196V225H192ZM205 226V225H204ZM203 226V227H204ZM73 227V226H72ZM71 227V228H72ZM88 227V228H89ZM97 227H95V228H97ZM112 227V226H111ZM110 227V228H111ZM125 227V226H124ZM132 227V226H131ZM209 227V226H208ZM1 228V227H0ZM23 228H25L24 226H23ZM63 228H65V227H63ZM70 228V227H69ZM79 229L81 228V227H78ZM87 228V227H86ZM86 228H83V229H85V231H86ZM91 229H92V227H90ZM89 228V230H91ZM105 229H108V228H106V227H104ZM109 228V229H110ZM117 230H121V229H118V228H120V227H118L117 228V226L115 227ZM168 228V227H167ZM219 228V227H218ZM4 229V228H3ZM10 229V228H9ZM67 229V228H66ZM82 229V230H83ZM98 229V228H97ZM96 229V230H97ZM102 229H103V226H102ZM105 229H104V231H105ZM113 229H114V227H113ZM197 229V228H196ZM200 229V228H199ZM23 230V229H22ZM62 230H64V229H62L61 228V233H62ZM88 230V229H87ZM89 230H88V232H89ZM96 230H92L93 232H95ZM194 230V229H193ZM9 231V230H8ZM13 231V230H12ZM19 231V230H18ZM59 231H60V229H59ZM73 231V230H72ZM76 231V230H75ZM103 230H102V233L104 232ZM114 232L116 231V230H113ZM113 231H111L110 230V232L112 233H110L111 235H113ZM122 231V230H121ZM167 231V230H166ZM169 231V230H168ZM195 231V230H194ZM206 231V230H205ZM2 232V231H1ZM10 232V231H9ZM46 232H47V230H46ZM80 232H82V231H80ZM79 232V233H80ZM117 232V231H116ZM115 232V233H116ZM241 232H245V233H249L250 234V230H249V228H248V226H247V224H243V225H241L239 228H238V233H241ZM253 232V231H252ZM8 233V232H7ZM24 233V232H23ZM23 233H22V235H23ZM48 233V232H47ZM73 233V232H72ZM123 233V232H122ZM227 233V232H226ZM9 234V233H8ZM43 234H44V232H43ZM42 234V235H43ZM49 234V233H48ZM53 234V233H52ZM59 234V233H58ZM67 234V233H66ZM74 234H76V233H74ZM78 234V233H77ZM85 234V233H84ZM87 234H89V233H87ZM107 234H108V232H107ZM110 234H108L109 235V237H110ZM165 234V233H164ZM213 236H211V237H214V236H216L217 238H219V239H222V238H224L225 237V233H222L220 230H216V231H213V233H211ZM235 234V233H234ZM254 234V233H253ZM262 234H264V233H262ZM21 235V236H22ZM34 235V234H33ZM51 235V234H50ZM57 235V234H56ZM108 235H106V236H108ZM118 235V234H117ZM117 235H116V237H117ZM236 235V234H235ZM252 235V233L250 234V235H248V236H251ZM45 235H43L42 237H44ZM47 236V235H46ZM60 236V235H59ZM66 236V235H65ZM70 236V235H69ZM86 236V235H85ZM168 236V235H167ZM185 236V235H184ZM205 236V235H204ZM238 236V235H237ZM23 237H24V235H23ZM41 237V238H42ZM68 236H66V238H67ZM71 237V236H70ZM92 238H93V234H92V236H91ZM162 237V236H161ZM169 237V236H168ZM174 237V236H173ZM190 237V236H189ZM206 237V236H205ZM227 237V236H226ZM252 237H254V236H251V238ZM261 237V236H260ZM41 238L39 237V240H41ZM44 238H46V237H44ZM55 238V237H54ZM75 238H77L76 236H75ZM74 238V239H75ZM82 238V237H81ZM80 238V239H81ZM119 238V237H118ZM164 238V237H163ZM191 238V237H190ZM234 238V237H233ZM250 238V237H249ZM68 239H69V237H68ZM79 239V237L77 238V239H75V240H78ZM87 238H85V240H86ZM89 239V238H88ZM165 239V238H164ZM256 239H258V238H256ZM38 240V241H39ZM71 240V239H70ZM83 240V239H82ZM184 240V239H183ZM204 240V239H203ZM217 240V239H216ZM215 240V241H216ZM252 240H254V239H252ZM38 241H37V243H38ZM56 241V240H55ZM60 241V240H59ZM64 241H66V240H63L62 242H64ZM91 241H93V240H91ZM158 241V240H157ZM172 241V240H171ZM218 241V240H217ZM221 241V240H220ZM42 242V241H41ZM82 242V241H81ZM88 242V241H87ZM103 242V241H102ZM114 242V241H113ZM124 242V241H123ZM230 242V241H229ZM250 242V241H249ZM262 241L260 240V243H261ZM39 243H40V241H39ZM47 243V242H46ZM56 242H54V244H55ZM65 243V242H64ZM72 243V242H71ZM83 243V242H82ZM91 243H93V242H91ZM104 243V242H103ZM111 243V242H110ZM118 243V242H117ZM125 243V242H124ZM174 243V242H173ZM219 243V242H218ZM228 243V242H227ZM259 243V242H258ZM53 244V245H54ZM80 244V243H79ZM78 244V245H79ZM88 245H89V243H87ZM121 244V243H120ZM123 244V243H122ZM165 244H169V242L168 243H165ZM214 244V243H213ZM221 244V243H220ZM254 244V243H253ZM253 244L251 245V246H253ZM262 244V243H261ZM68 246L69 245H71V244H67ZM73 245V244H72ZM87 245V246H88ZM92 245H94V244H92ZM113 245V244H112ZM111 245V246H112ZM174 245V244H173ZM179 245V244H178ZM258 245V244H257ZM256 245V246H257ZM260 245V244H259ZM263 245V244H262ZM36 246V245H35ZM56 246V245H55ZM74 246V245H73ZM98 246V245H97ZM107 246V245H106ZM121 246V245H120ZM220 246V245H219ZM223 246V245H222ZM234 246V245H233ZM261 246V245H260ZM39 247V246H38ZM76 247V246H75ZM80 247H85L84 245L83 246H80ZM88 247H90V245L88 246ZM91 247H93V246H91ZM101 247V246H100ZM103 247V246H102ZM116 247V246H115ZM164 248L166 247V246H163ZM170 247V246H169ZM178 247V246H177ZM176 247V248H177ZM218 247V246H217ZM237 247V246H236ZM240 247V246H239ZM244 247V246H243ZM258 247V246H257ZM32 248V247H31ZM44 248V247H43ZM68 248H70V246L68 247ZM81 248V249H82ZM86 248V247H85ZM120 248V247H119ZM161 248V247H160ZM172 248V247H171ZM188 248H190V252L188 253V254H186V255H184V258H182V257H178V256H173V257H169L168 259H163V260H160L159 259V261L156 263V264H207V263H204V257H206V256H214L215 254H214V252L212 253H208L207 255L205 254V251H202L201 250V247L200 246H195V245H193V243H189V245H188ZM203 248H204V246H203ZM41 249H42V247H41ZM58 249V248H57ZM66 249H67V246H66ZM72 249V248H71ZM84 249V248H83ZM94 249H96V247H94ZM106 249V248H105ZM155 249V250H154ZM161 249H163V248H161ZM167 249H169V248H167ZM175 249V248H174ZM182 249V248H181ZM231 249V248H230ZM250 249V248H249ZM40 250V249H39ZM62 250V249H61ZM80 250V249H79ZM88 250H89V248H88ZM166 250V249H165ZM215 250V249H214ZM234 250V249H233ZM239 250V249H238ZM237 250V251H238ZM257 250V249H256ZM31 251H34V250H31ZM71 251V250H70ZM77 251V250H76ZM81 251V250H80ZM85 251V250H84ZM83 251V252H84ZM89 251H93V250H89ZM88 251V252H89ZM213 251V250H212ZM216 251V250H215ZM235 251V250H234ZM254 251H255V249H254ZM254 251L252 252V253H254ZM29 252V251H28ZM87 252V253H88ZM102 252V251H101ZM100 252V253H101ZM111 252V251H110ZM225 252V251H224ZM249 252V251H248ZM70 252H68V254H69ZM78 254L80 253L79 251L77 252ZM91 253V252H90ZM97 253V252H96ZM219 253V252H218ZM226 253V252H225ZM63 254V253H62ZM67 253H66V255H68ZM81 254V253H80ZM84 253H82V255H83ZM103 254V253H102ZM177 254V253H176ZM178 254H179V252H178ZM183 254H184V252H183ZM220 254V253H219ZM52 253H50L49 255H48V257L49 258H52ZM61 255V254H60ZM74 255V254H73ZM75 255H77V254H75ZM81 255V256H82ZM90 255V254H89ZM98 255V254H97ZM222 255V254H221ZM221 255L219 256V257H221ZM257 255V254H256ZM79 257V259H81L82 257ZM99 256V255H98ZM97 256V257H98ZM101 256H103V255H101ZM168 256V255H167ZM264 256V255H263ZM73 257V256H72ZM85 257H87V255L85 256ZM91 257V256H90ZM92 257H93V255H92ZM104 257V256H103ZM247 257H248V255H247ZM38 258V257H37ZM74 259V261L72 262V263H74L75 262V258H77L76 256L75 257H73ZM209 258V257H208ZM246 258V257H245ZM249 258V257H248ZM78 259V258H77ZM78 259V260H79ZM89 259V258H88ZM91 259V258H90ZM99 259H100V257H99ZM99 259L97 258V260L99 261ZM107 259V258H106ZM111 260H112V258H110ZM109 259V261H111ZM117 259V258H116ZM156 259V258H155ZM43 260H45V258L43 259ZM82 260V259H81ZM97 260H95V261H97ZM211 260V259H210ZM219 260H221V259H219L218 258V261ZM244 260V259H243ZM41 261L42 260H40V263H41ZM62 261V260H61ZM64 261V260H63ZM94 261V262H95ZM216 261V260H215ZM241 261V260H240ZM210 262V261H209ZM211 262H212V260H211ZM226 262V261H225ZM243 262V261H242ZM62 263V262H61ZM81 263H83V262H81ZM109 263V262H108ZM217 263H219V262H217ZM37 264H39V263H37ZM43 264H46L44 261H43ZM71 264V263H70ZM87 264V263H86ZM99 264V263H98ZM101 264V263H100ZM107 264V263H106ZM112 264H116V262H114V263H112ZM224 264V263H223Z\"/></svg>",
	"mask_w": 264,
	"mask_h": 264
}]
</instances>
